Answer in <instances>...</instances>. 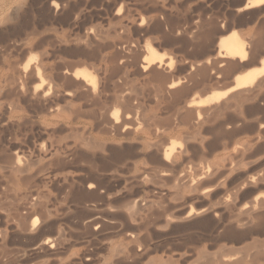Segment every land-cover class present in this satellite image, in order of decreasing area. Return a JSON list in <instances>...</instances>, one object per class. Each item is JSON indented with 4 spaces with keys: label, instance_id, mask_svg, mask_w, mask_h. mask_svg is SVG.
Here are the masks:
<instances>
[{
    "label": "rangeland",
    "instance_id": "374dc122",
    "mask_svg": "<svg viewBox=\"0 0 264 264\" xmlns=\"http://www.w3.org/2000/svg\"><path fill=\"white\" fill-rule=\"evenodd\" d=\"M8 1V2H7ZM137 1V2H136ZM150 1V0H148ZM147 0H0V8L1 7H5V8H1L0 9V17H1V20H0V39H1V36L2 37V41L0 40V100L2 99V101H0V156L2 157L4 155V158L3 159H7V155H9L10 153V157L8 156V159L10 158V160L8 161L7 159V162H5L4 160H2V158H0V164L5 167L7 170H8V166L10 165V163L14 160V155H18L21 157V161H22V156H23V161L25 163V159L27 160L29 158L34 160L35 162H37L36 164H34L35 162L31 160L32 164H30L31 162H29V160H27V167H28V170L27 172L22 176V178H26V176H31L30 180H32L33 182H35L34 178L36 179H39V180H42V181H38V183H36L37 185L33 184L32 181L28 180V177L27 179L24 180L22 179L20 181V185L17 184L15 181L9 179L8 177L10 176L9 173H5L6 172V169L5 171L3 172V167L0 166V184H1V188H0V192L3 193L1 195H4V199H2V196H1V200H0V203L2 201V203L0 204V228L1 230L4 232L5 230V233H7L10 237L7 238V241L5 242H2L0 241V247L1 245L5 246L4 248H8V243L10 247H14L13 249V252H15L14 250H16L17 252L10 254V257L9 256H6L3 252H5V250L3 248H0L4 251H1V254L5 255L8 259V257L10 258L9 261H5L7 259H5L6 257H2V255L0 256L1 259L4 260V264H43L45 261H48V264L51 263V264H57V262H59L58 264H103V262L105 261H111L110 260V255L108 254L109 250L107 251L106 248H116V249H120V250H125V251H129L130 250V246H131V243L129 242L130 240L127 239V236H126V232H128V228L125 229L127 226L129 227V221L130 220L128 217H130V214L133 213L134 211L137 212V209H135V205L134 203L138 200L137 203L140 204L141 206L143 205L145 207V209H149L150 206H153L150 207V209H155L154 210V215L156 216L154 219H155V222H153L152 225H147V229H142V232L138 234V239L140 240L139 243L141 244V247L147 249V252L144 256H142L139 260H138V264H148L149 261H150V264H199V262H201L202 260H204L203 262H201L202 264H204L206 261H213L212 263L214 264H233L235 263V261L238 263V261L241 263V264H250V258L253 257L254 253L256 254V252H258L257 254H259V251L258 250H262V252L264 251V248L261 249L259 248V246L263 247V238H264V223L260 226V227H257L259 226L258 224V218L257 217H253L251 220H252V225H255L254 226H251L252 228H254V230L257 232H255L252 228L250 229H237L235 230L236 232H231V234L233 233L234 234V239L238 238V240H242V239H245V240H242L240 242H235L236 240H233L230 241L229 239H225V237L227 236L226 234V228H227V231H229L230 229L228 227H230L231 225H233L232 223H229L230 221H235L237 218L240 217V208H243L244 206H247V209L251 208L252 207V210L255 209V206L256 208L259 207V203L258 201H255V196L256 195H261L263 196L262 198L264 199V184H258L255 179H250L251 177H257L258 175H262L264 176V170L262 168H264V132H263V129L260 131V129H257L254 130V131H247L246 133H243L241 135H239L237 137V140L239 143H247V145H251L252 149L255 151V150H259L258 152L255 151L254 152V155L257 156H253V157H247L248 159L246 160V157H242L240 155H235L233 152L231 151H225L222 149H217L215 151H212V152H209L207 150L203 151L201 150V146H200V139L201 140H206V141H213V137L208 135L209 133H207L208 131V127H206V124L205 126H187L190 130L187 129L186 126H183V127H176L175 124H173V122H171L172 124L170 123H166L162 120L164 119V116L166 117V115L168 116L169 114V111L170 109L174 108V93L172 92L171 94V90H169L168 86L170 84V82L174 81H177V80H180V82H182V84L184 83V85L182 86H187L186 85V74L189 72V70H192L194 72H192V75L194 77V74H196V72H199L197 73V78L198 79H193V81L196 83H199V88H197L195 91L197 92L196 96H198L197 98H201L203 97L202 95L205 94V96L209 93V92H203L205 91L206 89L208 88H211V89H208V91H212L210 92L209 94H214V93H223L225 91H227L231 86H233L235 84V82L237 81L236 78L238 76H241L242 74H244L247 69L251 68V67H259V64H261V60L262 58L264 57L263 55L264 54H260L258 55L259 56V59L256 57L255 60L256 62L258 61V63L254 62L253 64H251V66H244V67H239L235 70H231L230 71H227L225 68L224 65H221V63L219 62H213L212 61H215L214 59H216L217 61V56H216V53H217V46H216V42L218 41L219 38L221 37H228V36H232L233 34H238L239 37H241L242 39L244 38L245 40L250 37V39L252 41H256V37L259 38V37H264V32H263V35L261 34L262 31H264L262 28H264V5L260 6V7H244L246 4H248L249 1L251 0H188L189 2H187V0H177V1H174L176 2L175 3H170L168 5H166L165 7L161 6L160 4L157 3V1L159 0H152L150 2H148ZM155 2V5L153 6L152 2ZM186 1V2H185ZM5 2V3H4ZM85 2V4H84ZM148 2V3H146ZM178 2V3H177ZM229 2V3H228ZM245 2V3H244ZM181 3V5H180ZM3 4V5H2ZM92 4V5H91ZM151 4V5H150ZM186 4V5H184ZM5 5V6H4ZM8 5V6H7ZM23 5V6H22ZM173 5V8L171 10V6ZM179 6L178 8H176L175 6ZM78 6V7H77ZM8 7V8H7ZM19 8V9H13V8ZM54 10H53V8ZM100 7V8H99ZM150 7V8H149ZM240 7V8H239ZM244 7V9H242ZM262 7V8H261ZM26 8V9H25ZM129 8V9H128ZM167 8V9H166ZM13 9V10H11ZM121 9V10H120ZM159 9L163 11V13H160L159 12ZM176 9V11H175ZM4 10V11H3ZM16 10V11H15ZM27 10V11H26ZM180 10V11H179ZM208 10V11H207ZM245 10V11H243ZM262 10V11H261ZM14 11V12H13ZM29 11V12H28ZM50 11V12H49ZM68 11V12H67ZM77 11H79L77 13ZM170 11V12H169ZM238 11V12H237ZM240 11V12H239ZM242 11V12H241ZM5 12V13H4ZM17 12V13H16ZM28 12V13H26ZM58 12V13H57ZM82 12V13H81ZM94 12V13H93ZM166 15H162V14H165ZM174 12V13H173ZM175 12H176V15H175ZM182 12V13H181ZM201 12V13H200ZM12 13V14H10ZM13 13H16L15 15H13ZM21 13V14H20ZM24 13V14H22ZM51 13V14H50ZM73 14L71 15V17H73L72 19L69 16V14ZM126 13V14H125ZM171 13V14H170ZM178 13V14H177ZM205 13V14H204ZM239 13V14H238ZM258 13V15H257ZM250 14V16H249ZM263 14V15H262ZM8 15V16H7ZM13 15V16H12ZM51 15H55V16H52ZM68 15V16H67ZM173 15V16H172ZM179 15V17H178ZM246 15H248L246 17ZM253 15V17H251ZM18 16V19H16V17ZM23 16H24V20L23 19ZM64 16V17H63ZM161 18H160V17ZM166 16H169V17H166ZM172 16V17H170ZM177 16V17H176ZM200 16H206L208 17H211L210 21L209 22H204L206 21V19L204 20L203 18L200 19L201 17ZM213 16V17H212ZM15 17V18H14ZM66 17V18H65ZM82 17V18H81ZM241 17H244V18H241ZM43 18V19H42ZM45 18V19H44ZM68 18V19H67ZM171 18V19H170ZM199 18V19H198ZM214 18V19H213ZM246 18V19H245ZM250 18V19H249ZM40 19V20H39ZM73 19H77L78 22H76V24L74 25L73 23ZM79 19V20H78ZM177 19V20H176ZM213 19V20H212ZM263 19V20H262ZM3 20H5L6 22H4V24L2 23ZM9 20V21H8ZM64 20H66V23L64 22ZM170 20V21H168ZM190 20V21H189ZM200 20H203V21H200ZM212 20V21H211ZM216 21H219V22H215ZM24 21V23H23ZM168 21V23H166ZM174 21V22H173ZM176 21V22H175ZM198 21V22H197ZM243 23H242V22ZM259 21H261L259 23ZM14 23V25L12 23ZM70 22V23H69ZM73 22V23H72ZM112 22V23H111ZM180 22V23H179ZM203 23L204 27H201V29L199 28L200 26L197 25L198 23ZM215 22V23H213ZM11 23V24H10ZM30 24V25H27V24ZM141 23V24H140ZM159 23V24H158ZM161 23V25H160ZM199 23V24H200ZM202 23L200 24L202 26ZM208 23V24H206ZM212 25H211V24ZM218 23V24H217ZM3 26H2V25ZM25 25V26H22ZM43 24V25H41ZM71 24V25H70ZM160 25L159 29H158V26L157 25ZM217 24V25H216ZM260 24V25H259ZM263 24V26H261ZM156 25V26H155ZM163 25V26H162ZM198 27H197V26ZM208 25V26H207ZM220 25V27H219ZM5 26V27H4ZM15 26V27H14ZM22 27L20 30L21 32H18L20 31L18 28L19 27ZM29 27V30H28V27ZM47 26V27H45ZM92 26V27H91ZM123 26V27H122ZM165 26V27H164ZM210 26V27H209ZM212 26H214V28H212ZM262 28H260V27ZM90 27V28H89ZM94 27V28H93ZM157 27V28H156ZM219 27V29H218ZM259 27V28H258ZM9 28V29H8ZM33 28V29H32ZM162 28V29H161ZM199 28V29H197ZM208 28V29H207ZM217 28V29H216ZM15 29V31H14ZM24 29V30H23ZM27 29V30H26ZM36 29V31H35ZM95 29V30H94ZM105 29V30H104ZM148 29V30H147ZM183 29V30H182ZM192 29V30H191ZM214 29V30H213ZM222 29H225L226 32H224L223 34L220 32ZM257 29V30H256ZM13 30V31H11ZM31 30L34 32L35 31V34L33 32H31ZM119 30V31H118ZM137 30V31H136ZM162 30V31H161ZM205 33L206 31L208 32V30L212 33H211V36H212V39L215 40L210 43L211 47L210 48V45H207V47L205 48V50H203L204 46L198 44L201 43V36L202 34H198L197 36L193 34V37L192 36V32H195V34L197 33ZM217 32H216V31ZM260 30V32H259ZM4 31V32H3ZM30 31V32H28ZM40 31V32H39ZM141 31V32H140ZM183 33H182V32ZM254 31H258V35L257 32L255 34ZM3 32V33H2ZM12 32V33H10ZM26 32H28L29 34H27ZM37 32V33H36ZM122 32V33H121ZM8 33V34H6ZM14 33V34H13ZM26 33V34H24ZM91 33V34H90ZM113 33V34H111ZM119 33V34H118ZM180 33V34H179ZM203 33V34H204ZM5 34V35H4ZM240 34V35H239ZM261 34V35H260ZM7 35V36H6ZM10 35V36H9ZM27 35V36H26ZM85 35V36H84ZM94 35V37H93ZM98 35V36H97ZM252 35V36H251ZM256 35V36H255ZM128 36V37H127ZM196 36V37H195ZM216 36V38H215ZM244 36V37H243ZM249 36V37H248ZM7 37V39H6ZM248 37V38H246ZM90 40H89V39ZM192 38V39H191ZM200 38V39H199ZM215 38V39H214ZM218 38V39H217ZM93 39H96L95 42ZM97 39L101 40V41H98ZM119 39V40H118ZM196 39V40H194ZM199 39V40H198ZM50 40V41H49ZM115 40V41H114ZM80 41V42H78ZM86 41L88 43H86ZM106 41V42H105ZM111 41V42H109ZM137 41V42H136ZM149 41V42H148ZM172 41V42H171ZM185 41V42H184ZM14 42V43H13ZM54 42V43H53ZM58 42V43H57ZM78 42V43H77ZM100 42V44H99ZM109 43V44H106V43ZM119 42V43H118ZM147 42V43H146ZM210 42V41H209ZM208 42V44H209ZM63 43V44H62ZM80 43V45H79ZM89 44L88 47H89V51L87 50L88 47L86 46V44ZM102 43L104 46H102ZM114 43V44H113ZM130 45H129V44ZM152 45H151V44ZM200 45V47L197 45ZM215 43V44H214ZM82 44V45H81ZM99 44V45H98ZM113 44V45H112ZM127 44V45H126ZM137 44V45H136ZM146 44V46H145ZM148 44V45H147ZM108 45V46H107ZM132 45V46H131ZM151 45L152 49L156 52L158 58H157V62L156 64L154 65V67L152 69H149L147 71H142V69L140 68L141 67V64H142V61L145 57H147V53L148 52H144L146 48H148V46ZM215 45V46H214ZM99 46H102V47H99ZM125 46L128 48H125ZM154 46V47H153ZM87 47V48H86ZM95 47H97L96 49H94ZM132 49L133 47L137 49L136 53H133L132 50L130 51L129 53V50L130 48ZM197 47V48H196ZM123 50H121V49ZM134 48H133V51H134ZM142 48H144L143 51ZM199 48V49H198ZM200 48H203L200 50ZM211 50H210V49ZM79 49V50H78ZM86 50L88 53L87 55H85V51H80V50ZM98 49V50H97ZM124 49L127 51V53L130 54H133L132 56H141L138 53L142 54V56L140 57L139 59V62L140 64L136 63V58L138 59V57H134V59L136 61H134V59L132 58V56L128 57L129 54H126V52H124ZM135 49V50H136ZM139 49V51H138ZM209 49V50H208ZM63 50V51H62ZM97 50V51H96ZM197 50V51H196ZM199 50V51H198ZM216 50V52H215ZM78 51V52H77ZM122 54H120L121 52ZM142 53H141V52ZM213 51V53H212ZM80 52V53H79ZM83 52V53H81ZM89 52H91V55H89ZM95 52V53H94ZM119 54H118V53ZM132 52V53H131ZM135 52V51H134ZM77 53V54H75ZM94 53V54H93ZM126 54L124 56L126 57H123V54ZM201 53V54H200ZM204 53V54H203ZM84 54V55H82ZM136 54V55H134ZM147 54V55H146ZM89 55V56H88ZM96 55V56H95ZM122 55V56H120ZM202 55V56H200ZM215 55V56H213ZM100 56V57H99ZM261 56V57H260ZM90 57V58H89ZM114 57V58H113ZM128 57V58H127ZM208 57V58H207ZM210 57V58H209ZM127 58V59H125ZM41 59V60H40ZM115 60V62H112L113 60ZM142 59V60H141ZM211 59V60H210ZM112 60V61H111ZM203 60V61H202ZM219 61L222 60V59H218ZM17 61V62H16ZM21 61V62H19ZM66 63H65V62ZM68 61V62H67ZM72 61V62H71ZM176 61V62H175ZM178 61V63H177ZM188 61V62H187ZM203 62V64L206 62V64H202L201 62ZM30 63V66L32 67L33 65V68H31V70L33 71H30L28 70L29 75H27L26 72L21 73L19 72V70L27 63ZM35 62V64H34ZM126 62V63H124ZM159 62V63H158ZM192 62H195V63H192ZM198 62V63H197ZM221 62V61H220ZM11 63H14V68L13 66H11L12 64ZM16 63V64H15ZM40 63V64H39ZM59 63V64H57ZM69 63V64H68ZM81 63V64H80ZM112 63V64H111ZM116 63L118 64L117 66L121 67L119 68V72H116L118 71V69L116 70V68H118L116 65ZM161 63V67H158V69H161L159 72H163L164 71V74H160V76H164L166 75L165 72H167V74L169 73H173L172 75H166V76H169L165 79H169L170 81L168 82H165L166 80H164L163 83H161L160 81H158V76L157 73H158V69H157V65H159ZM176 63V64H175ZM184 63V64H183ZM212 63V64H210ZM18 64V65H17ZM32 64V65H31ZM65 64V65H64ZM67 64V65H66ZM164 64V65H162ZM193 64H198V65H202V69L207 72L205 74H208L210 71H207L205 69L208 68V70H211V76L210 74L209 75H205L204 72H203V79L202 80H199L200 76L201 75H198L200 74V70L203 71L201 68H199V66L197 65V67L199 68L197 70V67ZM219 64V65H218ZM61 65L65 70H60L62 67L59 66ZM69 65V66H68ZM83 65V66H82ZM113 65H114V70H110V68L112 67L113 68ZM135 65H140L138 68L137 66L135 67ZM177 65V66H176ZM192 69H190V66ZM205 65L206 67L209 66L211 69H209V67L205 68ZM214 67L212 68L211 67ZM226 65V64H225ZM35 66V67H34ZM50 68H49V67ZM67 66V67H65ZM156 66V68H155ZM169 66V68L166 70L165 67L167 68ZM220 66H224L223 68H221ZM227 66V65H226ZM261 66V65H260ZM8 67V68H7ZM19 67V68H18ZM54 67V68H53ZM58 69H57V68ZM107 67V70H105ZM196 67V68H195ZM10 68V69H9ZM67 68V69H66ZM71 68V69H70ZM140 68V69H139ZM174 68V69H173ZM180 68V69H179ZM8 69V70H7ZM17 69V70H16ZM44 69V70H43ZM70 69V70H68ZM104 69V70H103ZM121 69V70H120ZM127 69V70H126ZM173 69V70H171ZM189 69V70H188ZM196 69V70H195ZM239 69V70H238ZM12 70V71H11ZM17 72H16V71ZM62 71L63 74H61V77L59 76V72ZM73 70V71H72ZM83 70H87L88 72L91 73V77L94 78L96 84H97V90H100L99 92L101 93V96L100 98H103L101 99V102L102 104H104V107L107 106L108 107V111L109 112H106L108 113L107 115L110 117L108 118L106 116L105 118V115L106 113L103 115H101V113L104 112V110L101 112V110L103 109V106H102V109L99 108L100 106V103L98 101H100V99L98 100H94V103H93V99L92 98H88L86 99L87 97L86 94H87V90H83L82 88H78V87H75V86H68L67 87V84L69 85L70 82L68 81V78L65 77V72L68 71V74L72 71L73 73L76 72V71H83ZM97 70V71H96ZM141 70L142 72L140 73ZM155 70V72L157 71L156 74H154L155 72H151ZM163 70V71H162ZM215 74H212L214 71ZM219 70V72H218ZM227 72H225V71ZM5 71V72H4ZM14 71V72H13ZM43 71V72H42ZM70 71V72H69ZM108 71V72H107ZM111 71V72H110ZM112 71L116 72V73H112ZM172 71V72H171ZM196 71V72H195ZM221 71V72H220ZM223 71V72H222ZM235 71V72H234ZM10 72H13V73H10ZM36 72L39 75L40 79L42 80V83H40L39 80H33V74ZM71 72V73H72ZM149 72V73H148ZM169 72V73H168ZM185 72V73H184ZM190 72V74H191ZM230 72V73H229ZM2 73V74H1ZM4 73V74H3ZM18 73V75H17ZM72 73V74H73ZM102 73V74H100ZM106 73V74H105ZM110 73H112V75L114 76H110ZM148 73V74H146ZM202 73V72H201ZM12 74V75H11ZM14 74V75H13ZM16 74V75H15ZM35 74V73H34ZM56 74V75H55ZM156 76V80L153 78L155 77L154 75ZM189 74V76H190ZM21 75V76H20ZM23 75V76H22ZM71 75V74H70ZM215 75V76H214ZM4 76V78H3ZM13 78H12V77ZM16 76V77H15ZM29 76V77H27ZM57 76V77H55ZM110 76V77H108ZM117 76V77H116ZM165 76V77H166ZM174 76V77H173ZM180 76V77H179ZM185 76V77H184ZM199 76V77H198ZM211 76V77H210ZM219 76V77H218ZM6 77H7V80H6ZM10 77L13 79H10ZM21 79H20V78ZM32 77V78H30ZM47 77V78H46ZM90 77V78H91ZM192 76H190L191 78ZM202 77V76H201ZM204 77L206 80H204ZM213 77V78H212ZM216 77V78H215ZM221 77V78H220ZM3 78V79H2ZM8 78L10 79V81H8ZM23 78V79H22ZM66 78V80H65ZM104 78H108L106 80H104ZM114 78V79H113ZM116 78V79H115ZM164 78V77H162ZM178 78V79H177ZM188 78V87L190 85L191 87V84H192V81H189ZM210 78V79H209ZM219 78V79H218ZM16 79V82L15 80ZM25 79V80H24ZM29 79V80H28ZM51 79V80H50ZM59 79H63L62 81L64 82H60ZM161 79V78H160ZM185 79V80H184ZM191 79V80H192ZM214 79V80H213ZM235 79V80H234ZM12 80V81H11ZM23 82H22V81ZM50 80V81H49ZM100 80V82L98 81ZM112 82H111V81ZM113 80L115 81L116 80V83L113 82ZM148 80V81H147ZM204 80V82H203ZM8 81V83H7ZM49 81V82H48ZM68 81V83H67ZM104 81V82H103ZM121 81V82H120ZM158 81V82H157ZM199 81V82H198ZM118 82H120V84H118ZM193 82V83H194ZM204 84H203V83ZM10 83V84H9ZM23 83V84H22ZM26 83V85L24 84ZM29 83L31 84V86L29 85ZM50 83V85L48 86V84ZM55 83V84H54ZM64 83H67L66 85ZM99 83V85H98ZM111 83V84H110ZM191 83V84H190ZM200 83L201 86H200ZM2 84V85H1ZM16 84H18L17 86L19 87L20 90H16L15 91L13 90V86L15 87ZM38 84H41L40 87L42 88V97L40 99V101L42 100V102H38L39 98L35 97L32 95L31 97V94H30V90H33L35 89V87L38 85ZM45 84V85H44ZM55 86H53V85ZM161 84H164L163 86L166 87V90H165V87L163 86H160ZM208 84V85H207ZM20 85V86H19ZM23 87H22V86ZM93 83H90V86H92ZM123 85V87H122ZM179 85V86H180ZM194 86H197L195 84H193ZM11 87V90L14 91L13 93H9L11 92L10 91V88ZM16 86V87H17ZM28 88H27V87ZM44 86L46 88H44ZM63 86V87H61ZM66 86V88H65ZM101 86H103L104 88H102ZM111 86V87H110ZM121 86V88H119ZM155 86V87H154ZM157 86H159L160 88H158ZM178 86V87H179ZM205 86V87H204ZM206 86L208 88H206ZM21 87V88H20ZM29 87H30V90H29ZM34 87V88H33ZM61 87V88H60ZM101 87V88H100ZM204 87V88H203ZM228 87V88H227ZM7 88V89H6ZM9 88V89H8ZM26 88H27V91H26ZM39 88V89H41ZM46 89L44 91V89ZM50 88V89H49ZM55 90H54V89ZM70 90H69V89ZM76 90H75V89ZM106 88L108 89L107 92H106ZM114 88V90H113ZM164 88V89H163ZM205 90H203V89ZM6 89V90H5ZM24 89V90H22ZM54 91H53V90ZM60 89V90H59ZM64 91H63V90ZM73 91H72V90ZM79 89V90H78ZM104 89V90H103ZM117 89V90H116ZM160 91H159V90ZM202 89V92L203 94L200 95L201 93V90ZM216 89V90H215ZM22 90V91H21ZM66 90V91H65ZM78 90V91H77ZM81 90L82 92L85 91V95H83L88 102L87 103H92L93 105L90 106V104H85L84 102H86V100H84L81 96V94H84L81 93ZM157 90V91H155ZM165 92H164V91ZM4 91V92H3ZM22 92L21 93V96H19V92ZM26 91V92H25ZM41 91V90H40ZM39 91V92H40ZM53 93H52V92ZM57 91V92H56ZM76 91V92H75ZM111 91V92H110ZM113 91V92H112ZM115 91H122V92H115ZM65 92V93H64ZM67 92H70L72 93L73 95H66ZM80 92L81 94H79L78 97L77 94ZM106 92V93H105ZM9 93V94H8ZM18 94V97L16 96V94ZM52 93V94H51ZM110 93V94H109ZM118 93V94H117ZM119 93H123L124 97H126L128 94V96H131L129 97V100L128 98L125 100L123 99V97L121 98L120 96V99H113L116 95V97H118L117 95H120ZM156 93V94H155ZM161 95H160V94ZM167 93V95H166ZM170 93V94H168ZM6 94V95H4ZM12 94H15V97H13L14 95ZM25 94V96H27V99L28 97L30 98L29 101L32 99V101L34 100V102L38 103V105H35L34 106V102H32V105L31 104V101L30 103H28L29 101L26 99L25 96H23ZM46 94V95H45ZM49 94L51 95L49 97ZM113 97H111V95H113ZM127 94V95H126ZM159 94V95H157ZM164 94V96L162 95ZM208 94V95H209ZM10 95V96H9ZM57 95V96H55ZM63 95V97H62ZM66 98H65V96ZM105 95H108L105 96ZM110 95V96H109ZM170 95H172L170 97ZM3 96V97H2ZM8 96V97H7ZM23 96V97H22ZM46 96V97H45ZM77 96V98L75 97ZM103 96V97H102ZM127 96V97H128ZM187 96V95H186ZM185 96V97H186ZM10 97V98H9ZM56 97V99H55ZM62 97V98H61ZM69 97L70 100L67 98ZM75 97V98H73ZM110 97V98H109ZM118 97V98H119ZM168 97V98H167ZM189 97V96H188ZM9 98V100H8ZM25 98V99H23ZM50 98L52 99L53 104L50 103ZM61 98V99H60ZM65 98V99H64ZM131 98V99H130ZM173 98V99H171ZM199 98V99H200ZM16 99V101H15ZM24 102H23V100ZM49 99V100H48ZM55 99V100H54ZM63 99H64V102H63ZM75 101H74V100ZM92 99V100H91ZM107 101H105V100ZM115 100V102L113 100ZM125 100L127 101L128 100V104L127 102L125 101H122V100ZM161 99V100H160ZM169 100H172L173 102L169 101L168 103H172L170 105L166 104L167 101ZM185 99V98H184ZM27 102H26V101ZM66 100V101H65ZM83 100V101H82ZM103 100V101H102ZM122 101V104L119 102V101ZM176 100V99H175ZM15 104H13L12 102ZM45 101H48L47 103ZM58 101V102H57ZM68 101V102H67ZM74 101V102H73ZM82 101V102H81ZM92 101V102H91ZM95 101H97V104ZM105 101V102H104ZM110 101H111V104H110ZM113 101V102H112ZM2 102V103H1ZM8 102V103H6ZM10 102V103H9ZM46 105V107L43 105L44 103ZM62 102V103H61ZM72 104H71V103ZM126 103V107L124 106L123 107V103ZM160 105H163L160 107V105H158L159 103ZM162 102V104H161ZM27 103V104H26ZM41 103H43L42 105L46 108V110L48 109V107L50 105H52V107L50 106L49 109L47 110V112H45L46 110H44L43 106L41 105L42 109L41 110V107L39 106ZM67 103V104H66ZM82 103V104H81ZM97 105H96V104ZM106 103V104H105ZM119 103H120V106H119ZM124 103V104H125ZM47 104L49 105L47 107ZM55 104V106L53 107V105ZM141 104L143 106V110L142 111H145L147 114L144 113H141L142 115H140V108L141 107ZM12 105V106H11ZM30 105V106H29ZM62 105V107H61ZM70 105V106H69ZM84 105V106H83ZM122 105V107H121ZM130 108H127L129 106ZM16 106V107H14ZM34 106V108L31 109V107ZM39 106V107H38ZM67 107L69 110V112L67 111V109H65L64 107ZM94 108V110L98 113V110L101 112H99L98 114L94 113H89L88 111L90 110V112H92L93 110L92 109H89V108ZM95 106V107H94ZM100 106V107H101ZM158 106V108H157ZM166 106V107H165ZM11 107V108H10ZM37 107V108H35ZM76 109H75V108ZM77 107H78V110H79V107H81L82 109H80L79 111H81V113H83V111L86 110V114L87 116H84L85 114L83 113L80 114L77 112ZM106 107V108H107ZM160 107V108H159ZM164 107L165 109L167 110L166 112H163L165 111L164 110ZM168 107V108H167ZM170 107V108H169ZM55 108V110L52 111V109ZM105 109V111H107V109ZM158 111H157V109ZM163 108V109H162ZM37 109H40V110H37ZM72 109V110H71ZM85 109V110H84ZM101 109V110H100ZM173 109V111H174ZM34 110V111H33ZM64 110V111H62ZM71 110V111H70ZM74 110H76L77 113L74 114ZM88 110V111H87ZM141 111V112H142ZM35 112V113H34ZM53 112L55 114H57V116L53 115ZM66 112V116L65 113ZM88 112V113H87ZM124 112V113H123ZM127 112V113H126ZM159 113V115L157 113ZM162 112H163V116H162ZM172 112V110H171ZM170 112V114H171ZM52 113V114H51ZM63 113V114H62ZM121 113H122V116H131L130 119H126V116L124 117L125 120H129V121H121L123 122L124 124L122 123H118V124H115L114 123V119L116 117H118L119 115L121 116ZM126 113V114H125ZM161 113V115H160ZM172 113H176V112H172ZM72 114V115H71ZM95 114L94 117H92L93 115ZM114 114V115H113ZM131 114V115H130ZM157 116H155V115ZM166 114V115H165ZM169 116L173 117L174 115L171 114ZM36 115V116H35ZM81 115V116H80ZM98 115V116H97ZM102 117V120L104 121L105 119V123L109 122L110 121V125L109 126L110 128H112L110 130V128H108L107 126L109 125L107 123V125H103L105 123H100L99 119H101ZM152 116L151 120L154 121L153 119H160L161 121H163V123L161 122L162 124V127H159V123L156 121H158L156 119V121H154L152 123V121H150V117ZM173 115V116H172ZM61 116V117H60ZM66 116V117H65ZM75 116V117H74ZM119 118L120 119H123L122 116ZM142 116H147L145 118H148L149 116V119H145L144 117ZM161 116V117H160ZM168 116V119L167 120V117L165 119V121H172V119H170V117ZM258 116V118L260 119H256ZM264 116V113L263 112H259L257 113L254 118H255V122L258 125H262L264 123H262L264 119H262ZM80 117V118H78ZM134 117V118H133ZM139 117V118H138ZM155 117V118H153ZM64 118V119H63ZM66 118H70L68 120L70 121H67ZM73 118V120H72ZM97 118H99L98 120H96ZM133 118V119H132ZM162 118V119H161ZM78 119V120H77ZM90 119V120H89ZM108 119V121L106 122V120ZM110 119V120H109ZM134 122L135 120V123L137 121L136 124H132V120ZM142 119V120H140ZM94 120V121H93ZM112 120V121H111ZM145 120L146 125H143L145 123H143ZM27 121V122H26ZM75 121V122H74ZM99 121V122H98ZM149 121V122H148ZM29 122V123H28ZM36 122V123H35ZM39 124H38V123ZM69 122V123H68ZM90 122H93V123H90ZM97 124H96V123ZM132 126H130L131 124ZM151 122V123H150ZM95 123V124H94ZM98 123H99V126L101 128L104 127V128H101L99 129V126H98ZM127 125H126V124ZM149 123V124H148ZM28 124V125H27ZM62 124V126H60ZM68 124V125H67ZM94 124V125H93ZM130 124V125H129ZM148 124V125H147ZM155 124V125H154ZM171 126H170V125ZM67 125V126H66ZM97 125V126H96ZM134 125V126H133ZM167 125V126H166ZM244 125V124H243ZM247 125H250V123L246 122L245 126ZM115 128H114V127ZM119 126V127H117ZM122 126V127H121ZM130 126V128H128ZM137 126V128H136ZM151 126V127H149ZM50 127V128H49ZM68 127V129H67ZM72 127V128H71ZM107 127V128H106ZM132 127V129H131ZM135 129H134V128ZM166 127V128H165ZM197 127V128H196ZM71 128V129H70ZM117 128L121 129V134L119 132V130H117ZM149 128V129H148ZM157 128L158 131H157ZM164 128V129H163ZM195 129V130H192V129ZM203 128V129H202ZM41 129L43 131H41ZM47 129V130H46ZM52 129H55L54 131ZM64 131H63V130ZM71 131L68 135V132L67 130ZM76 129V130H75ZM103 129H105L104 131L106 132H103ZM107 129V130H106ZM109 129V130H108ZM115 129L117 132H115ZM129 130L130 132V129H131V133H125V132H128L127 130ZM134 129V130H133ZM146 129V130H145ZM156 129V130H155ZM180 129V130H179ZM188 131H187V130ZM13 130V131H12ZM34 130V131H33ZM56 130H62L61 132H58ZM75 132V135L72 134V132ZM101 130V131H100ZM124 130H126L124 132ZM146 132H145V131ZM153 130L154 131V134H153ZM176 130V131H175ZM198 130V131H197ZM207 131L204 133V131ZM41 133H40V132ZM50 131V132H49ZM53 134H51L52 132ZM67 131V132H66ZM111 133H110V132ZM135 131V132H134ZM139 131V132H137ZM163 133H161V132ZM165 131V132H164ZM185 131H187V134L185 135ZM44 132V133H43ZM87 132V133H86ZM103 132V133H102ZM150 132V133H149ZM152 132V133H151ZM193 132H195V135L192 134ZM201 132V133H200ZM253 132V134H252ZM255 132V134H254ZM31 133V134H30ZM43 133V134H42ZM92 133V134H91ZM107 133V135H106ZM126 135H125V134ZM137 133V134H136ZM142 135H140V134ZM147 133V134H146ZM159 133V134H158ZM165 133V134H164ZM179 133V134H178ZM181 133V134H180ZM184 133V134H183ZM19 134V135H18ZM41 134V135H40ZM62 134V135H61ZM66 134V135H64ZM99 134V135H98ZM113 134V135H112ZM157 134V135H156ZM200 134H202L201 136H205L203 138L200 137ZM14 135V136H13ZM60 137L62 136V140L61 139H58L59 142L57 140H55L57 137ZM87 136L89 135L88 137H90L89 139L88 138H83L84 136ZM93 135V136H92ZM95 135V137H94ZM113 137H111V136ZM151 135V136H150ZM164 137H162V136ZM174 135V136H173ZM179 135V136H178ZM185 135V137H184ZM246 135V136H245ZM35 136V137H34ZM52 136V137H51ZM65 136V137H64ZM68 136H69V139H68ZM83 136V137H82ZM85 136V137H86ZM102 136V137H101ZM104 136H106L104 138ZM110 136V137H109ZM120 136V137H119ZM148 136V137H147ZM158 136V137H157ZM160 136V137H159ZM167 136H168V139H172L173 137V141L176 140V141H180V143H177L176 144V147L179 149V150H176L177 148L174 149V152L176 153V157L177 159L179 158V156H181L176 162L178 163L175 167L177 171L172 170L171 171H168V173H172L174 172L173 174H171L172 176H175V177H172L170 176V180L168 179L169 176H164L162 177L161 179H163L164 181L161 183L157 180L156 185H153V181L152 179V175L155 176L156 179H158L159 177L156 176L157 174L154 172L153 174L150 175L149 172H152L153 169H155L154 167L157 165L156 162L152 159V155H154V150H152L151 146L149 144L153 143L154 141L156 143H159V144H155L154 142V145H156V147L158 145H161L162 142L164 141V138L166 137L167 139ZM189 136V138H188ZM193 136H195L193 138ZM198 136V137H197ZM248 136L250 138H248ZM261 137L260 140H256L258 139V137ZM3 137V138H2ZM13 137V138H12ZM33 137V138H32ZM55 137V138H54ZM64 137V138H63ZM73 137V139H72ZM98 139H97V138ZM118 137V138H117ZM146 137V138H145ZM184 137V138H183ZM243 137L245 139H243ZM15 138V139H14ZM52 138V140H51ZM68 140H67V139ZM92 138V139H91ZM109 138V139H108ZM117 138V139H116ZM142 138V139H141ZM158 138V139H157ZM163 138V141H161L160 139ZM181 138V139H180ZM193 138V139H192ZM200 138V139H199ZM241 140H240V139ZM10 139V140H9ZM53 139L55 140V142L53 141ZM67 140V141H64V140ZM85 141H84V140ZM86 139L88 140V144L84 143L86 142ZM91 139V140H90ZM147 139V140H145ZM152 139V140H151ZM179 139V140H178ZM189 139V140H188ZM195 139V140H194ZM199 139V140H198ZM253 139V140H252ZM35 140V142H34ZM51 140V142H50ZM61 140V141H60ZM81 140V141H80ZM90 140V141H89ZM93 140V143L95 142V144H99V147L91 144L90 142ZM95 140V141H94ZM106 140V141H105ZM183 140H188L190 141L188 143V141L185 143L184 145V142ZM193 142H192V141ZM252 140V141H251ZM25 141V142H24ZM69 141V142H68ZM75 141V142H74ZM102 143H105V144H102L104 145L103 147L100 145L101 142ZM113 141V142H112ZM159 141V142H158ZM169 140H167V143H168ZM175 141V142H176ZM195 141V142H194ZM199 141V142H198ZM241 141V142H240ZM243 141V142H242ZM245 141V142H244ZM248 141V142H246ZM27 142V143H26ZM32 142V143H31ZM53 142V143H52ZM73 149L75 150L74 151V154L75 156H72L70 158H68L67 160L69 161V163L71 164H68L67 161H64L63 163L61 162L60 164H57L55 161V163L53 161H49V159H47L46 156H42V158H40V160L42 159V161L40 162L39 159H36L34 155H32V147H33V144L34 143H40V144H44L47 143L45 146H48V143L50 144H53V146H56L58 145L59 146V155L62 156V153L64 152V146L66 143ZM71 142V143H70ZM77 142H81L83 144H85V148L84 149L81 145V143L78 145ZM98 142V143H97ZM140 145H139V143ZM161 142V143H160ZM182 142V143H181ZM76 144V146L74 144ZM142 143V144H141ZM165 141H164V144H167ZM198 143V144H197ZM255 145H254V144ZM13 144V145H11ZM30 144V145H29ZM64 144V145H63ZM66 144V145H67ZM162 144L161 147H164L165 145ZM197 144V145H196ZM16 145V146H15ZM63 145V147H62ZM93 145V146H92ZM153 145V144H151ZM179 145V146H178ZM188 145H192L194 148H191L189 147ZM249 145V146H250ZM263 145V147H262ZM15 146V147H14ZM31 146V147H30ZM55 146V147H56ZM79 146V148H78ZM81 146V147H80ZM101 146V147H100ZM111 146V147H110ZM139 146V147H138ZM146 146V147H145ZM185 146V148H183ZM262 149H261V147ZM61 147V148H60ZM97 147V148H96ZM107 151H106V149ZM114 150H113V148ZM127 147V148H126ZM138 147V148H137ZM143 147V148H142ZM160 147V146H159ZM188 147V148H187ZM255 147V148H254ZM259 147V149H258ZM14 148V149H13ZM26 148V149H25ZM30 148V149H29ZM82 148V150H81ZM88 148H91V149H88ZM98 148H100V152H97L98 151ZM112 148V149H111ZM122 148H123V151H122ZM140 150L141 151H138L137 150ZM142 148V149H141ZM146 148V149H145ZM199 152L201 151L202 153H200V155H197L199 154V152H197L198 150ZM1 149H3L2 151H4V153H2ZM64 149V150H63ZM97 149V150H95ZM103 149V150H102ZM130 149V150H129ZM135 149V151H134ZM181 149H184L182 152L185 153L184 156L180 153H181ZM192 149H194L192 151ZM18 150V151H17ZM24 150V152L22 151ZM79 150V151H78ZM92 150V151H91ZM94 150V151H93ZM115 150L117 152H115ZM144 150V151H143ZM149 150L151 152H149ZM189 150V151H188ZM196 150V151H195ZM11 151V152H10ZM27 151V152H25ZM132 151V152H131ZM179 151V152H178ZM187 151V152H186ZM13 152V153H12ZM79 152V153H78ZM85 152V153H84ZM88 152V153H87ZM92 152V153H91ZM96 152V153H95ZM106 152V153H105ZM115 154H114V153ZM120 152H121V155H120ZM125 152V155H126V160L125 159V155H123ZM135 152V153H134ZM178 152V153H177ZM195 152H197L195 154ZM222 152V153H221ZM257 152V154H256ZM263 154H262V153ZM8 153V154H7ZM17 153V154H16ZM30 153V154H28ZM95 153V154H94ZM100 153V154H99ZM128 153V154H126ZM139 153V154H137ZM148 153V154H147ZM150 153V154H149ZM194 153V154H193ZM228 153V154H227ZM231 153V154H230ZM261 155H260V154ZM12 154V155H11ZM14 154V155H13ZM78 154H82L84 155V158L83 156H78ZM132 154V155H131ZM188 154V155H187ZM226 154V155H225ZM235 156H234V155ZM86 155V157H85ZM88 155V156H87ZM97 155V156H96ZM102 155V156H101ZM128 155H131V156H128ZM136 155V156H135ZM191 155V156H190ZM60 156V157H61ZM115 157L112 161L114 162H117V163H113L111 162V157ZM134 156V157H133ZM149 156V157H148ZM185 156H186V160L185 159ZM190 156V157H189ZM207 156V157H206ZM221 156V157H220ZM234 156V157H232ZM14 157V158H13ZM75 157L77 158V160L75 159ZM79 157V158H78ZM81 157V158H80ZM89 159H88V158ZM92 157V158H91ZM100 157V160L98 159ZM124 157V158H123ZM128 157H130L132 160L131 161H134L135 162H131L130 161V158L128 159ZM138 157V158H137ZM146 157V158H145ZM184 157V158H183ZM198 157V158H197ZM229 157V159H228ZM116 158H117V161H116ZM121 158H123L122 160H120ZM136 158V159H135ZM150 159L152 160V162L150 160H147V159ZM191 158V159H190ZM221 158V159H220ZM231 158V159H230ZM241 158V160H240ZM255 158V159H253ZM261 158V159H260ZM72 159V160H70ZM102 159V160H101ZM104 159V160H103ZM123 163V165H121V163L118 161ZM128 159V164L126 163ZM138 159V160H137ZM200 159V160H199ZM235 159V160H234ZM239 159V161H238ZM243 159V160H242ZM37 160V161H36ZM76 160V161H74ZM88 160V161H87ZM100 161L99 164L98 161ZM110 160V161H109ZM147 160V161H146ZM225 160V162H224ZM252 162H251V161ZM11 161V162H10ZM72 163H71V162ZM123 161V162H122ZM125 161V162H124ZM180 161V162H179ZM186 161V162H185ZM192 161V162H191ZM222 163H220V162ZM238 161V163H237ZM241 161V162H240ZM247 161V162H246ZM250 161V162H249ZM254 161V163H253ZM256 161V162H255ZM263 161V162H262ZM10 162V163H9ZM119 162V163H118ZM133 166L134 164V167H132L130 165ZM144 162V163H143ZM189 164H188V163ZM233 162H235L233 164ZM240 162V163H239ZM244 162V163H243ZM262 165H261V163ZM49 165H48V164ZM75 163V164H74ZM94 163L96 168L100 166L101 168L100 169H105V170H100L99 168L97 170L93 169V166H94ZM126 163V164H125ZM138 165H137V164ZM153 163V164H152ZM182 163V164H181ZM229 163V164H228ZM259 163V164H258ZM4 164V165H3ZM47 164V166H46ZM63 164V166L65 167H61V165ZM105 164V165H104ZM108 164V165H107ZM112 164V165H110ZM120 164V165H119ZM145 164V165H144ZM194 164V165H193ZM231 164V166H230ZM237 164V165H236ZM243 164V165H242ZM245 164V165H244ZM248 164V166H247ZM6 165V166H5ZM32 165V166H31ZM45 165V166H44ZM54 165V166H53ZM59 166L57 168H54L56 166ZM89 165V166H88ZM107 168H105L104 166ZM120 166V168L117 169L116 166ZM124 165H127V168L128 169H124ZM224 165V166H223ZM235 165V166H234ZM40 166V167H39ZM49 166V167H48ZM110 168H109V167ZM122 166V168H121ZM128 166H131L130 168ZM143 166V167H141ZM147 166V167H146ZM151 166H153L152 168H150ZM208 166L210 168H208ZM218 166V167H217ZM231 167V169L229 167ZM245 166V167H244ZM34 167V168H32ZM41 167H46L47 170L43 171L42 172V169H40ZM52 167V168H51ZM92 167V168H91ZM113 167V169H111ZM180 167L181 170H179L178 168ZM186 167V168H185ZM192 167H195L196 170H201L202 173L198 174L200 171H196V174L198 176V179L195 177V168L194 169H191ZM207 169H206V168ZM233 167V168H232ZM234 167L237 169L235 170ZM247 167V168H246ZM249 167V168H248ZM30 168V169H29ZM49 168V169H48ZM51 168V169H50ZM65 168V170H64ZM76 168V169H75ZM116 168V169H115ZM137 168V169H136ZM147 168V169H145ZM205 168V169H204ZM212 168V169H211ZM242 168V169H241ZM253 171H252V169ZM261 168V169H260ZM40 169V170H38ZM55 169V170H54ZM58 169V170H57ZM91 169H92V172H91ZM123 169V170H121ZM135 169V170H134ZM142 169V170H141ZM151 169V171H150ZM218 169V170H217ZM220 169V170H219ZM239 169V170H238ZM250 169V171H249ZM259 169L261 171H259ZM44 170V169H43ZM61 173H60V171ZM90 170V171H89ZM117 171V172H114V171ZM129 170V171H128ZM134 170V171H133ZM145 170V171H144ZM183 170V171H182ZM204 170V172H203ZM207 170V171H206ZM226 170V171H225ZM232 170V171H231ZM241 170V171H240ZM263 170V172H262ZM2 171V172H1ZM36 171V172H35ZM40 171V172H38ZM48 171H49V174H48ZM65 171V172H64ZM98 171V172H96ZM100 171H101V174H100ZM109 171V172H108ZM111 171V172H110ZM121 171V172H120ZM133 171V172H132ZM139 174L141 175V173L144 175V177L142 176H139L137 175L138 172ZM155 171V170H153ZM186 171V172H185ZM188 171V172H187ZM191 171V172H190ZM206 171V172H205ZM222 171V172H220ZM229 171V172H228ZM238 173H237V172ZM243 171V172H242ZM8 172V171H7ZM33 172V173H32ZM51 172V173H50ZM53 172V173H52ZM58 172V173H57ZM95 172V173H94ZM108 172V173H107ZM114 172V174H113ZM119 172V173H118ZM132 172V173H130ZM137 172V173H136ZM145 172V173H144ZM176 172V173H175ZM190 172V173H189ZM198 172V173H197ZM7 175H5V174ZM30 173V174H29ZM36 173V174H35ZM42 173V175H41ZM47 173V174H45ZM55 173V174H54ZM60 173V174H59ZM64 173V174H63ZM67 173V174H66ZM70 173V174H69ZM99 173V174H98ZM104 173V174H103ZM111 173V174H109ZM118 173V174H117ZM149 173V175L147 174ZM205 173V174H204ZM216 173V174H215ZM220 173V175H219ZM237 173V174H236ZM244 173V174H243ZM247 173L249 175V173H252L250 174L249 176H247ZM3 174V175H2ZM34 174V175H33ZM38 174H40L38 176ZM95 174V175H93ZM97 174V176H96ZM113 174V175H112ZM117 174V175H116ZM120 174V175H119ZM177 174V175H176ZM187 174V175H186ZM26 175V176H25ZM37 175V176H36ZM50 175V176H49ZM62 175V176H61ZM72 175V176H71ZM77 175V176H76ZM104 175V177L102 176ZM107 175V176H106ZM110 175V176H109ZM133 176L131 177L134 181L136 179H138V182L140 181V177H141V180L138 184V182L136 183V181H132V179L130 178V176ZM182 175H186L187 179H185L184 181L183 180H176V176L177 177H180ZM189 175V177H188ZM201 175V176H200ZM214 175V176H213ZM218 175V176H217ZM224 175V176H223ZM243 175V176H242ZM32 176L34 177L32 179ZM54 176V177H53ZM60 176V177H59ZM66 177H69L68 180L66 181L67 185L65 184L64 182V178ZM81 176V178H80ZM112 176V177H111ZM117 178H115V177ZM118 176V177H117ZM136 176V177H135ZM153 176V178H154ZM194 176V178H193ZM217 176V177H216ZM248 177L249 181L251 180L253 183L250 185V183L248 184V179L247 181L243 178V177ZM3 177V178H2ZM7 177V178H5ZM12 178V176H10ZM38 177V178H37ZM53 177V178H52ZM58 179H57V178ZM63 179H62V178ZM72 177V179H71ZM93 177V178H92ZM114 177V178H113ZM150 177V178H149ZM158 177V178H157ZM165 177L168 179H165ZM214 180H213V178ZM222 177V178H221ZM228 177V178H227ZM240 177V178H239ZM41 178V179H40ZM47 178V179H46ZM92 178V179H91ZM103 178V179H102ZM121 178V179H120ZM136 178V179H135ZM143 178V179H142ZM146 178V179H145ZM154 178V179H155ZM175 178V179H174ZM9 179V180H8ZM13 179V178H12ZM49 179V180H48ZM59 179H62V180H59ZM83 179V180H82ZM87 179V182H85ZM90 179L91 180V184L94 185V189H98L97 191L94 190L93 188V191L91 189L88 188V185H90ZM98 179V181H97ZM101 181H100V180ZM109 179V181H108ZM116 182H115V180ZM130 179V180H129ZM151 181H150V180ZM159 179V180H161ZM171 179H173L171 181ZM190 181H189V180ZM216 179V180H215ZM222 179V180H221ZM8 180V181H7ZM11 180V181H10ZM55 180V181H54ZM59 182H58V181ZM82 180V181H81ZM95 180V181H94ZM111 180V182H110ZM130 182H128V181ZM148 180V182H147ZM189 183H187L186 182ZM195 180V181H193ZM197 180V181H196ZM15 183H13V182ZM29 183H28V182ZM62 181V182H61ZM72 181V182H71ZM89 181V182H88ZM94 181V182H93ZM183 181V182H182ZM218 181V182H217ZM256 181V182H254ZM7 182H10L9 184ZM23 182V183H22ZM27 182V183H26ZM58 182V183H57ZM71 182V183H69ZM74 182V183H73ZM103 182V184H102ZM106 182V184H105ZM128 182V183H127ZM159 182V183H158ZM177 182L178 184L180 185H177ZM195 182V183H194ZM25 183V184H24ZM57 183V184H56ZM65 185H64V184ZM88 183V184H87ZM99 183V184H97ZM152 183V184H151ZM161 183V184H160ZM163 183H164V186L166 187L167 186V183L168 185L170 183L169 186H167L166 188L163 186ZM166 183V184H165ZM183 183V184H182ZM189 185V186H187ZM247 185L245 186L244 184ZM256 183V184H255ZM264 183V181H263ZM4 184V186H3ZM11 185L10 187L13 188V190L9 187L7 188L6 185ZM29 184V185H28ZM30 184H32V187H30ZM60 184V185H59ZM77 184V185H76ZM86 184V185H85ZM101 186H97V185H100ZM111 184V185H110ZM131 184V185H130ZM134 184V185H133ZM160 186H163V188L160 186V188L158 187V185ZM192 184H194L192 186ZM14 185V186H13ZM19 186L17 188V186ZM27 185V186H26ZM35 185V186H34ZM40 185V187H39ZM66 186L65 189H63L62 186ZM68 185L69 187H71V189L68 188ZM74 185V187H73ZM105 185V186H104ZM139 185V186H138ZM172 185H176L174 187H172ZM181 185H183V187H181ZM237 185V186H236ZM250 185V186H249ZM255 185V186H254ZM262 187H260V186ZM16 186V187H15ZM28 186H29V189H28ZM97 186V187H95ZM105 190H104V188ZM107 186V188H106ZM196 188H195V187ZM254 186V187H253ZM4 187H6L5 189H3ZM21 187V188H20ZM73 187V188H72ZM86 187V189H85ZM110 190H109V188ZM125 187V188H124ZM172 187V189H170ZM177 187V188H176ZM189 187V188H188ZM191 187V188H190ZM194 187L195 190H193L192 188ZM198 187V188H197ZM257 187V188H256ZM20 188V189H19ZM33 188V189H32ZM36 190H35V189ZM159 189V190H156V189ZM162 188V190H161ZM182 188V189H181ZM186 188V190H185ZM3 189V190H2ZM7 189H11V191L7 190ZM81 189V190H80ZM133 191H132V190ZM190 189V190H189ZM192 189V190H191ZM19 190V191H18ZM24 190V191H23ZM31 190V191H30ZM67 190V191H66ZM76 190V191H74ZM125 190V191H124ZM161 190V191H160ZM165 193H164V191ZM181 190V191H180ZM254 190V191H253ZM9 191V193H7ZM17 191V192H15ZM21 191V192H20ZM23 191V192H22ZM30 191V192H29ZM65 191H66V194H65ZM86 191V192H85ZM88 191V192H87ZM98 193L96 194L95 193ZM105 191V192H104ZM158 191V192H157ZM168 191V193H167ZM171 191V192H170ZM179 192L178 193H174V192ZM242 191V193H240ZM14 192V193H13ZM26 192V193H25ZM28 192L30 194H28ZM35 192V193H33ZM47 192V193H46ZM73 192V193H72ZM101 192V193H100ZM111 192V193H110ZM159 192H161L162 195L159 194ZM25 193V194H23ZM86 193V194H85ZM89 193V194H88ZM92 193H95V194H92ZM119 193V194H118ZM171 193V195H170ZM11 194H13V198H11L13 201H15L16 199L18 200L17 203L16 202H13L10 197H8V199L11 200L10 203L12 204H8L9 200L7 201V204L6 203V198L7 196H11ZM18 194V196H17ZM32 194V195H31ZM43 194V198L41 195ZM69 194H72V195H69ZM100 194V195H99ZM104 194V195H103ZM106 194V196H105ZM109 194V195H108ZM111 194V195H110ZM252 194V195H251ZM27 197H22V196H26ZM37 195V196H36ZM40 195V196H39ZM46 195V196H45ZM49 195V196H48ZM66 195V196H65ZM78 195V196H77ZM166 195V197H165ZM169 195V196H168ZM237 195V196H236ZM32 196V197H31ZM48 196V197H47ZM105 196V198H104ZM110 198H108V197ZM130 196V198H129ZM162 198H161V197ZM235 196V197H234ZM12 197V196H11ZM31 199H35L37 201H42L44 202V207L46 208L45 210V215H48V218L45 222H44V218L40 217V213L38 215H36V218L38 220V226L40 227L41 230L45 229V227L47 228L48 226H52V227H48L47 230L45 229V235L44 237L45 238H60L58 240V243H57V247L55 246V249L53 250L55 253H53V251L51 249H47L46 248H43V251L42 249L40 250V256L39 254H37V252L39 251H33L36 247H37V239H36V234L34 233L33 234H30V236H22L18 233H16L15 231L13 232L12 231V228H11V223L12 221H14V219L16 218L15 216L17 214V212H19V215L23 212L24 214H22L23 216L25 215V212H26V209L23 208V204L26 203V202H30L29 201V198ZM38 197V198H37ZM68 197V198H66ZM78 197V198H77ZM107 197V198H106ZM168 197V198H167ZM190 197V198H189ZM231 197V198H230ZM237 197V198H236ZM21 198V199H20ZM50 198V199H49ZM72 198V199H71ZM138 198V199H137ZM145 198V199H144ZM174 198V199H172ZM229 198H230V202H229ZM234 198V199H233ZM254 198V199H253ZM26 199V200H25ZM30 199V200H31ZM71 199V200H70ZM136 201H135V200ZM144 199V200H142ZM166 201H165V200ZM168 199V200H167ZM180 199V200H179ZM227 199V200H226ZM232 199V200H231ZM20 200V201H19ZM24 200L26 202H24ZM45 200V201H44ZM224 200L225 204H222L223 202L222 201ZM238 202H237V201ZM240 200L243 202H240ZM254 200V201H253ZM40 201V203H41ZM128 201V202H127ZM131 201V202H130ZM135 201V202H133ZM143 201V202H142ZM147 201H150L152 203H148L145 204V202ZM175 201V202H174ZM192 201V202H191ZM221 201V202H219ZM229 203H227V202ZM248 201V202H247ZM251 201V203H250ZM5 202V203H4ZM22 202V203H21ZM133 202V203H132ZM140 202V203H139ZM153 202L155 204H153ZM158 202V203H157ZM233 205L236 204L237 202V205ZM235 202V203H234ZM13 203H15V207L11 206L13 205ZM143 203V204H141ZM218 203H221L218 205ZM230 206L228 208V206ZM242 205H241V204ZM245 203V204H244ZM258 203V204H257ZM47 204V205H46ZM79 204V205H78ZM111 204V205H110ZM136 204V203H135ZM159 204V205H158ZM160 204H162L160 206ZM181 205V207L177 208L178 205ZM249 204V205H248ZM2 205V206H1ZM10 207V208H6L7 206ZM18 205V206H17ZM125 205V206H124ZM131 205H134V206H131ZM146 205V206H145ZM154 205L156 207H154ZM164 205V206H163ZM176 206V208L174 206ZM179 205V206H180ZM231 205L234 207V209H232L233 207H231ZM252 205V206H250ZM254 205V206H253ZM47 206V207H46ZM149 206V207H147ZM160 206V208H159ZM213 208H211V207ZM215 206V207H214ZM239 206V207H238ZM4 207L5 211L3 210ZM133 207L134 211L132 209H129ZM158 207V208H157ZM169 207V208H168ZM183 207V208H182ZM210 207V208H209ZM249 207V208H248ZM254 207V208H253ZM13 210H12V209ZM111 210H110V209ZM167 211H165V209ZM207 208V210H205ZM231 208V209H230ZM10 209L11 214H14V215H10L7 211L6 213V210ZM15 209V210H14ZM23 211H22V210ZM52 209V210H51ZM94 209V210H93ZM113 209V210H112ZM163 209V213L160 212V210ZM198 209V210H197ZM204 209V210H203ZM225 209V210H224ZM230 209L231 210V213L232 215H235L238 213V215L234 218L232 216V218L230 219L229 217H231V214H230V211L228 210ZM3 210V211H2ZM22 212H20V211ZM130 210V212H129ZM156 210L159 212H157V215L156 214ZM197 210V211H196ZM203 210V212H202ZM212 210V212L210 211ZM222 210V211H221ZM2 211V213H1ZM16 211V212H15ZM52 211V212H51ZM55 213H54V212ZM133 211V212H131ZM139 212H141V214H144L145 211L139 209L138 210ZM153 211V210H152ZM194 211V212H192ZM200 211L202 213H200ZM219 211V212H218ZM228 211V213H227ZM5 214H4V213ZM48 212V213H47ZM174 214H173V213ZM199 212V213H198ZM222 212V214H221ZM236 212V213H235ZM60 215H59V214ZM111 213V214H109ZM123 213V214H122ZM129 215H128V214ZM169 213V215L167 214ZM195 213H198V214H195ZM2 214V216H1ZM43 214V212L41 213ZM55 214V215H54ZM65 214V215H64ZM98 214L100 215V218L102 220H104V223L108 226L105 225V229L103 228V231L100 230L99 228L97 229L98 232L96 230H93V228L96 227V225L92 224L91 220H94L95 218L93 217H96L94 215H97ZM102 214V215H101ZM161 214V215H160ZM195 214V215H194ZM201 214V215H200ZM206 214V215H205ZM220 214V215H219ZM59 215V216H57ZM90 215H91V218H90ZM104 215V216H103ZM117 215V216H115ZM125 215H126V218H125ZM165 215V216H164ZM172 215V216H170ZM174 215V217H173ZM180 215V216H179ZM184 217L182 218L181 217ZM193 215V217H192ZM198 215V216H197ZM215 215V216H214ZM3 216H5V218H3ZM7 216V217H6ZM43 216V215H42ZM54 218H53V217ZM93 216V217H92ZM108 216L110 217L108 219ZM121 216V217H120ZM163 218H162V217ZM177 216V217H175ZM197 216V217H196ZM205 216V217H203ZM221 218H219V217ZM224 216V217H223ZM239 216V217H238ZM9 217V219H13L10 221L7 220ZM15 217V218H14ZM57 217V218H55ZM106 217V218H105ZM161 217V218H160ZM165 217H168V218H172L173 219V222L177 221L176 223H171V225H168L166 226V222L164 221ZM178 217H181L178 218ZM189 220H188V218ZM208 217V219L206 218ZM228 217V218H227ZM251 217V216H250ZM2 218V219H1ZM7 218V219H6ZM40 218V219H39ZM73 218V219H72ZM93 218V219H92ZM99 218V216H98ZM159 218V219H157ZM217 218V219H216ZM227 218V219H226ZM4 219V220H3ZM43 219V220H41ZM72 219V220H71ZM85 219V220H84ZM90 219V220H88ZM107 219V220H106ZM117 219L118 223L115 222V220ZM125 221H124V220ZM162 219V221H160ZM178 219V220H177ZM213 219V220H212ZM220 219V220H218ZM223 219V221H222ZM230 219V220H229ZM6 220V221H5ZM41 220V221H40ZM55 220H57L55 222ZM110 220V221H109ZM198 220V221H197ZM206 220V221H205ZM210 220V221H209ZM225 220V221H224ZM9 221V222H8ZM43 221V222H42ZM55 222L54 224L52 222ZM88 221H91V222H88ZM106 221V222H105ZM108 221V222H107ZM122 221H124L122 223ZM153 221V220H152ZM157 221V222H156ZM181 221V222H180ZM191 221V222H190ZM201 221V222H200ZM207 221H209L207 223ZM221 221V222H219ZM112 222V223H110ZM115 222V223H114ZM121 222V223H120ZM128 222V223H126ZM161 222V223H160ZM180 222V223H178ZM183 222V223H182ZM189 224H188V223ZM194 222V223H193ZM200 222V223H199ZM211 222H214V223H211ZM224 222V223H223ZM50 223V224H48ZM52 223V224H51ZM57 223V224H56ZM83 223V224H82ZM90 223V224H89ZM117 223V224H116ZM120 223V224H119ZM155 223V224H154ZM157 223V224H156ZM159 223V224H158ZM186 223V224H185ZM203 223V224H202ZM207 223V224H206ZM223 223V224H222ZM229 223V224H228ZM258 223V224H257ZM6 224L8 226H6ZM86 224L87 227L84 225ZM112 224L113 225V231H109L108 230L110 228H112ZM126 224V225H125ZM177 224V225H176ZM188 224V225H187ZM193 224V225H192ZM202 224V225H201ZM206 224V225H205ZM217 224V226L215 225ZM10 225V226H9ZM77 225V226H76ZM84 225V226H83ZM111 225V227L109 226ZM118 225V226H117ZM163 226V228L159 227V226ZM174 227H173V226ZM187 225V226H186ZM229 225V226H228ZM58 226V227H57ZM114 226L116 228H114ZM154 226V227H153ZM189 226V227H188ZM191 226V228H190ZM209 226V227H208ZM222 226H226L225 229L222 227ZM8 227V228H7ZM44 227V228H43ZM61 228H63V232L60 231ZM84 227L87 229L85 230ZM92 227V228H91ZM146 227V226H145ZM156 227V228H155ZM171 227V229H170ZM188 227V229H187ZM215 227V228H214ZM263 229H262V228ZM8 229V232H7V229ZM55 228V229H54ZM122 228V229H121ZM150 228V229H148ZM154 228L156 230H154ZM169 228V229H168ZM183 228H186V229H183ZM193 228V229H192ZM219 230H218V229ZM261 228V229H260ZM122 232H120L121 230ZM124 229V230H123ZM164 231L162 232L161 231ZM211 229V231L209 232V230ZM260 229V231L258 232L257 230ZM56 230V231H55ZM91 230V232H90ZM145 230V231H144ZM148 230V231H147ZM176 230H179V231H176ZM181 230V231H180ZM196 230V231H195ZM214 230V231H213ZM222 230V231H221ZM224 230V231H223ZM241 230V231H240ZM245 230V231H244ZM12 231V232H11ZM53 233H50L49 232H52ZM87 231V232H86ZM105 231V232H104ZM116 231V232H114ZM119 231V232H118ZM148 233H147V232ZM154 233H152V232ZM157 231V232H156ZM161 231V232H160ZM172 231V232H171ZM199 231V232H198ZM216 231H220V232H216ZM242 232L240 235H236L235 236V233L237 234L238 232ZM243 231L244 233L246 234H243ZM249 231V232H248ZM261 231H262V234H261ZM1 232V231H0ZM59 232L60 234L62 235H65V236H61L59 235ZM96 232V233H95ZM102 232V233H101ZM125 232V233H123ZM174 232V234H173ZM183 234H182V233ZM198 232V233H197ZM223 232V233H222ZM248 232V233H247ZM15 233V234H14ZM65 233V234H63ZM106 233V234H104ZM138 233V231H137ZM145 233V234H144ZM170 233V234H169ZM181 233V234H179ZM192 233V235H191ZM204 233V234H203ZM206 233V234H205ZM210 233V234H209ZM215 233V234H214ZM226 233V234H224ZM251 235H250V234ZM254 233V234H253ZM13 234V235H12ZM48 234V235H47ZM51 234H54V235H51ZM58 234V236L56 235ZM110 234V235H109ZM148 234V235H147ZM155 234V235H154ZM158 234V235H157ZM161 234V235H159ZM166 234V236H165ZM176 234V235H175ZM199 234V235H198ZM208 234V235H207ZM222 234V236H221ZM228 234H230V231L228 232ZM230 234V235H231ZM259 234V235H258ZM7 235V236H8ZM68 235V236H67ZM87 235V236H86ZM144 235H146V237H148L146 239H144ZM175 235V236H174ZM181 235V236H180ZM185 235V239L184 236ZM196 235V236H195ZM218 235V236H217ZM225 235V237H223ZM15 236V238H14ZM19 236H21L19 238ZM33 240L31 241L30 238L33 237ZM49 236V237H48ZM51 236V237H50ZM67 236V237H66ZM99 236V237H98ZM109 236V238L107 239L106 237ZM154 236V237H153ZM183 236V238H182ZM191 236V237H190ZM209 236V238H208ZM214 236V237H213ZM229 236V235H228ZM251 236V237H250ZM256 236H258L259 238L263 239L261 240L262 241V244H260L261 242H259V238L257 239V244L255 243L256 240L253 241V238L255 237L256 239ZM17 237V238H16ZM64 237V238H63ZM143 237V238H141ZM159 237V239H158ZM161 237V238H160ZM175 237V238H173ZM200 237V239H199ZM212 237V239L210 238ZM221 237L223 239H221ZM240 237L242 239H240ZM68 238V239H67ZM107 240H105V239ZM122 238V239H121ZM126 240H125V239ZM156 238V239H155ZM188 238V239H187ZM196 240H195V239ZM227 238V237H226ZM229 238V237H228ZM9 239V240H8ZM13 239V241H12ZM19 239V240H18ZM23 240L21 243V240ZM30 240V242H27L26 240ZM35 239V240H34ZM67 239V242H64L65 240ZM151 239V240H150ZM154 239V240H153ZM158 239V241H157ZM163 239V240H162ZM177 239L180 243L177 242ZM183 239V240H182ZM203 239V240H201ZM207 239V240H206ZM209 239V240H208ZM219 239V240H218ZM220 239H221V242H220ZM17 240V241H16ZM25 240V241H24ZM61 240V241H60ZM62 240H64L62 242ZM70 240V241H68ZM103 240V241H102ZM110 240V241H108ZM119 240V241H118ZM123 240V241H122ZM145 240V241H143ZM147 240V241H146ZM162 240V241H161ZM172 240V241H171ZM182 240V242L180 241ZM195 240V241H194ZM198 240V241H197ZM215 240V242H214ZM96 241V242H95ZM108 241V242H107ZM118 241V243H117ZM127 241V242H126ZM166 241V242H165ZM174 241H176L174 243ZM189 241V242H188ZM190 241H193V245L190 243ZM217 241V243H216ZM249 241V242H248ZM252 241V243L250 242ZM8 242V243H7ZM144 242V243H143ZM158 242V243H156ZM159 242L162 243V246L159 244ZM191 244V245H188V243ZM202 242V243H201ZM205 242V243H204ZM214 242V243H213ZM231 242V243H230ZM259 242V243H258ZM31 243H34L31 245ZM65 243V246L64 245H60V244H63ZM107 243V244H106ZM119 243H122L121 245ZM129 243V244H128ZM171 243V244H170ZM198 243V244H197ZM216 243V244H215ZM246 243V244H245ZM251 243V244H249ZM13 244V245H12ZM67 244V245H66ZM106 244V245H105ZM112 246H111V245ZM114 244V245H113ZM156 244V245H155ZM165 244V245H164ZM172 244L174 246H172ZM180 244V245H179ZM182 244V245H181ZM202 244V245H200ZM250 246H249V245ZM254 244H256L255 246H253ZM35 245V246H34ZM69 245V246H68ZM100 247H99V246ZM104 245V246H103ZM109 245V247H108ZM118 245V246H117ZM146 245V246H145ZM153 245V246H152ZM155 245V246H154ZM179 245V246H178ZM200 245V246H198ZM248 245V246H247ZM111 246V247H110ZM117 246V247H116ZM128 246V248L126 247ZM157 246V247H156ZM161 246V247H160ZM177 246V247H176ZM189 246V247H188ZM247 246V247H246ZM258 246V247H257ZM63 247V248H62ZM66 247V248H65ZM97 247V248H96ZM121 247V248H120ZM126 247V248H125ZM159 247V248H158ZM166 247V248H165ZM172 250H170L171 248ZM181 247V248H180ZM184 247V248H183ZM197 249H196V248ZM11 248V249H12ZM16 248V249H15ZM18 248H19V252H18ZM105 248V249H104ZM151 248V249H150ZM154 248V249H153ZM181 249V251L179 249ZM183 248V249H182ZM224 248V249H223ZM258 248V249H257ZM9 249V248H8ZM46 249V250H45ZM59 249V250H58ZM65 249V250H64ZM96 249V250H95ZM98 249V251H97ZM102 249V250H101ZM104 249V250H103ZM157 251H156V250ZM163 249V250H162ZM189 249V250H188ZM199 249V251H198ZM254 249V250H253ZM44 250L46 252H44ZM63 250V251H62ZM90 250V252L88 251ZM94 250V251H93ZM101 250V251H100ZM184 250V251H182ZM196 250V251H195ZM232 250V251H231ZM11 250H8L6 251L5 253L7 255H9ZM32 251V252H31ZM49 251V252H48ZM52 255H51V253ZM65 251V252H64ZM87 251V252H86ZM93 251V252H92ZM96 251V252H95ZM153 253H151V252ZM175 251V252H174ZM192 251V252H191ZM201 251V252H200ZM206 251L207 254H211L210 256H212L213 258H215L214 260H212V257H208L209 259L205 260V259H201V261L198 262V256L196 257V255H199V253H202ZM253 251V252H252ZM104 252V253H103ZM179 252V253H178ZM183 252V253H181ZM198 252V253H197ZM12 253V252H11ZM60 255H59V254ZM90 253V254H89ZM101 253V254H100ZM168 253V254H167ZM186 253V257H180V254H184ZM204 253V254H206ZM62 254V255H61ZM86 254V255H85ZM95 254V255H94ZM97 254V255H96ZM149 254V255H148ZM167 254V255H166ZM179 254V255H178ZM206 254V255H207ZM253 254V255H251ZM256 254V255H257ZM262 254V255H261ZM264 253H260L258 256L253 257L252 259V263H256V264H264ZM11 255L14 259H16L14 261V259H11ZM58 255V257H57ZM74 255V256H73ZM84 258H83V256ZM103 257H102V256ZM173 255V256H172ZM179 257H178V256ZM195 255V256H193ZM19 256V257H18ZM23 256V257H22ZM62 257V259H60V257ZM70 256V258H69ZM90 256V257H89ZM98 256V257H97ZM99 256L101 257V259L99 258ZM171 257L172 260H170L169 258ZM176 256V257H175ZM251 256V257H250ZM260 256H262L263 258H261ZM94 257V258H92ZM96 257V258H95ZM152 259H151V258ZM166 257V258H165ZM20 258V259H19ZM66 258H69L66 259ZM76 258V259H75ZM103 258V259H102ZM146 258V259H145ZM178 258V259H177ZM226 261H225V259ZM19 259V260H18ZM44 259V260H43ZM48 259V260H46ZM59 259V260H58ZM66 259V260H65ZM91 259V260H90ZM93 259V260H92ZM98 259V260H97ZM105 259V261H104ZM181 259V261H180ZM186 259V260H185ZM200 259V258H199ZM11 260H13L14 262H12ZM18 260V262H17ZM43 260V261H42ZM53 260V261H52ZM58 260V261H57ZM60 260L62 263H60ZM74 260V261H72ZM88 260V261H87ZM171 262H170V261ZM173 260H174V263H173ZM183 260V261H182ZM185 260V262H184ZM188 260V261H187ZM224 260V261H222ZM227 260H229V262H227ZM233 262H232V261ZM255 260V261H254ZM51 261V262H50ZM57 261V262H56ZM67 261V262H65ZM98 263H96V262ZM148 263H147V262ZM177 261V262H176ZM231 261V262H230ZM242 261V262H241ZM8 262V263H7ZM12 262V263H11ZM16 262V263H15ZM41 262V263H40ZM65 262V263H64ZM70 262V263H69ZM88 262V263H87ZM94 262V263H93ZM164 262V263H163ZM166 262V263H165ZM170 262V263H169ZM226 262V263H225ZM133 264V262H130ZM235 263V264H237ZM239 263V264H240ZM254 263V264H255ZM44 264H47L44 263ZM118 264H124V263H121L119 262ZM209 264H211L209 262Z\"/></svg>",
    "mask_w": 264,
    "mask_h": 264
},
{
    "label": "bare ground",
    "instance_id": "6f19581e",
    "mask_svg": "<svg viewBox=\"0 0 264 264\" xmlns=\"http://www.w3.org/2000/svg\"><path fill=\"white\" fill-rule=\"evenodd\" d=\"M148 1V0H147ZM150 1H152V0H150ZM150 1H148V2H150ZM174 1H177V0H159V1H157V3L158 4H160L162 7L164 6H166V5H168V4H170L171 2L172 3H175L176 4V2H174ZM184 1V0H183ZM190 1V0H189ZM188 0H187V2H189ZM230 1V0H229ZM8 2V1H7ZM137 2V1H136ZM148 2H146V3H148ZM156 2V1H155ZM155 2L153 1L152 3V5L154 6L155 5ZM186 2V1H185ZM231 2V1H230ZM5 3V2H4ZM178 3V2H177ZM229 3V2H228ZM245 3V2H244ZM84 4H85V2H84ZM3 5V4H2ZM92 5V4H91ZM151 5V4H150ZM180 5H181V3H180ZM184 5H186V4H184ZM262 5H264V0H251V1H249L248 2V4H246L244 7H260V6H262ZM5 6V5H4ZM8 6V5H7ZM23 6V5H22ZM182 6V5H181ZM78 7V6H77ZM167 7V6H166ZM176 8H178L179 6H175ZM244 7L242 8V9H244ZM2 9L3 8H5V7H1ZM0 8V9H1ZM8 8V7H7ZM53 8V7H52ZM100 8V7H99ZM150 8V7H149ZM168 8V7H167ZM166 8V9H167ZM172 8H173V5L171 6V10H172ZM181 8V7H180ZM180 8H178V9H180ZM240 8V7H239ZM262 8V7H261ZM13 9H19V8H13ZM13 9H11V10H13ZM26 9V8H25ZM129 9V8H128ZM182 9V8H181ZM53 10H54V8H53ZM121 10V9H120ZM173 10H174V8H173ZM4 11V10H3ZM16 11V10H15ZM27 11V10H26ZM161 11V12H160ZM175 11H176V9H175ZM180 11V10H179ZM208 11V10H207ZM243 11H245V10H243ZM262 11V10H261ZM14 12V11H13ZM29 12V11H28ZM28 12H26V13H28ZM50 12V11H49ZM68 12V11H67ZM79 11H77V13H78ZM159 12L160 13H163V11H162V9L160 10L159 9ZM170 12V11H169ZM238 12V11H237ZM240 12V11H239ZM242 12V11H241ZM5 13V12H4ZM17 13V12H16ZM16 13H13V15H15ZM58 13V12H57ZM82 13V12H81ZM94 13V12H93ZM165 13V12H164ZM174 13V12H173ZM182 13V12H181ZM201 13V12H200ZM0 14H2V13H0ZM10 14H12V13H10ZM21 14V13H20ZM22 14H24V13H22ZM51 14V13H50ZM67 14H69V13H67ZM126 14V13H125ZM171 14V13H170ZM178 14V13H177ZM205 14V13H204ZM239 14V13H238ZM3 15V14H2ZM12 15V16H13ZM17 15V14H16ZM25 15V14H24ZM71 15H73V14H69V16L68 17H70L71 19L73 18V17H71ZM162 15H166V13L165 14H162ZM175 15H176V12H175ZM257 15H258V13H257ZM263 15V14H262ZM8 16V15H7ZM52 16H55V15H51V17ZM74 16V15H73ZM173 16V15H172ZM172 16H170V17H172ZM248 15H246V17H247ZM249 16H250V14H249ZM64 17V16H63ZM160 17V16H159ZM166 17H169V16H166ZM177 17V16H176ZM178 17H179V15H178ZM201 18L200 19H206V21H204V22H209L210 21V19H211V17H209V19H208V17H206V16H200ZM206 17V18H205ZM213 17V16H212ZM251 17H253V15L251 16ZM15 18V17H14ZM66 18V17H65ZM82 18V17H81ZM161 18V17H160ZM241 18H244V17H241ZM264 18V17H263ZM16 19H18V16L16 17ZM23 19H24V16H23ZM43 19V18H42ZM45 19V18H44ZM68 19V18H67ZM171 19V18H170ZM199 19V18H198ZM214 19V18H213ZM212 19V20H213ZM246 19V18H245ZM250 19V18H249ZM0 20H1V17H0ZM24 20H26V19H24ZM40 20V19H39ZM79 20V19H78ZM177 20V19H176ZM209 20V21H208ZM211 20V21H212ZM263 20V19H262ZM9 21V20H8ZM168 21H170V20H168ZM168 21L166 22V23H168ZM190 21V20H189ZM200 21H203V20H200ZM4 22H6L5 20H3V24H4ZM64 22L66 23V20H64ZM74 22V23H73ZM73 24L75 25L76 24V22H78L77 21V19H73ZM174 22V21H173ZM176 22V21H175ZM198 22V21H197ZM215 22H219V21H216L215 20ZM215 22H213V23H215ZM242 22V21H241ZM261 21H259V23H260ZM12 23V22H11ZM10 23V24H11ZM23 23H24V21H23ZM70 23V22H69ZM112 23V22H111ZM180 23V22H179ZM200 23V22H199ZM197 24V25H199L200 27V29H201V27H204V25H203V23H202V26L200 25V24ZM212 23V24H213ZM243 23V22H242ZM13 25H14V23H12ZM25 24V23H24ZM27 24V23H26ZM141 24V23H140ZM159 24V23H158ZM206 24H208V23H206ZM211 24V23H210ZM211 24V25H212ZM218 24V23H217ZM216 24V25H217ZM261 24V23H260ZM259 24V25H260ZM2 25V24H1ZM27 25H30V24H27ZM41 25H43V24H41ZM71 25V24H70ZM157 25V24H156ZM155 25V26H156ZM160 25H161V23H160ZM160 25H157L158 26V29H159V27H160ZM196 25V26H197ZM3 26V25H2ZM22 26H25V25H23L22 24ZM163 26V25H162ZM208 26V25H207ZM261 26H263V24L261 25ZM5 27V26H4ZM15 27V26H14ZM28 27V26H27ZM30 27V26H29ZM29 27H28V30H29ZM45 27H47V26H45ZM92 27V26H91ZM123 27V26H122ZM165 27V26H164ZM198 27V26H197ZM210 27V26H209ZM219 27H220V25H219ZM219 27H218V29H219ZM260 27V26H259ZM258 27V28H259ZM264 27V26H263ZM22 27L20 26L18 29L20 30ZM90 28V27H89ZM94 28V27H93ZM157 28V27H156ZM199 28H197V29H199ZM212 28H214V26H212ZM260 28H262V27H260ZM9 29V28H8ZM33 29V28H32ZM162 29V28H161ZM204 29H205V27H204ZM208 29V28H207ZM215 29V28H214ZM213 29V30H214ZM217 29V28H216ZM263 30H264V28H262ZM22 30V29H21ZM21 30L20 31H18V32H21ZM24 30V29H23ZM27 30V29H26ZM95 30V29H94ZM105 30V29H104ZM148 30V29H147ZM183 30V29H182ZM192 30V29H191ZM257 30V29H256ZM11 31H13V30H11ZM14 31H15V29H14ZM13 31V32H14ZM35 31H36V29H35ZM35 31L33 32L32 30H31V32H33L34 34H35ZM119 31V30H118ZM137 31V30H136ZM162 31V30H161ZM197 31V30H196ZM199 31V30H198ZM198 31H197V33L195 34V32H192V36L191 37H193V34L194 35H198V34H202V36H201V43H199L198 42V44H200V45H202V46H204L203 48H200V50L201 49H203V50H205V48L207 47V45H210V43L212 42V36H211V33H212V31L210 32L209 30H208V32L206 31L204 34L201 32V33H198ZM216 31V30H215ZM4 32V31H3ZM2 32V33H3ZM28 32H30V31H28ZM28 32H26L27 34H29ZM30 32V33H31ZM40 32V31H39ZM141 32V31H140ZM182 32V31H181ZM217 32V31H216ZM222 34L224 33V32H226L225 31V29H222L221 31H220ZM255 32V34H256V32H257V34L256 35H258V31H254ZM259 32H260V30H259ZM263 32L264 31H262L261 32V34L263 35ZM10 33H12V32H10ZM26 33H24V34H26ZM33 33H31V34H33ZM37 33V32H36ZM122 33V32H121ZM183 33V32H182ZM6 34H8V33H6ZM14 34V33H13ZM91 34V33H90ZM111 34H113V33H111ZM119 34V33H118ZM180 34V33H179ZM260 34V35H261ZM5 35V34H4ZM240 35V34H239ZM255 35V36H256ZM7 36V35H6ZM10 36V35H9ZM27 36V35H26ZM85 36V35H84ZM98 36V35H97ZM195 36V37H196ZM252 36V35H251ZM2 37L3 36H1V41H2ZM93 37H94V35H93ZM128 37V36H127ZM244 37V36H243ZM249 37V36H248ZM248 37H246V38H248ZM215 38H216V36H215ZM214 38V39H215ZM6 39H7V37H6ZM89 39V38H88ZM192 39V38H191ZM200 39V38H199ZM198 39V40H199ZM218 39V38H217ZM256 41H252L251 39H250V37L248 38V40L246 39H242L241 37H239L238 36V34H233L232 36H228V37H221V38H219L218 39V41L216 42V46H217V53H216V56L218 57L217 58V61H216V59H214L215 61H212V63L214 62H219V63H221V65H224L225 66V68H227L226 70L227 71H230L231 72V70H235L236 71V69L237 68H239V67H244V66H251V64H253L254 62H256V60H255V58L258 56V55H260V54H264V37H259V38H257L256 37ZM90 40V39H89ZM94 41L96 40V39H93ZM98 41H101V40H99V39H97ZM119 40V39H118ZM194 40H196V39H194ZM50 41V40H49ZM115 41V40H114ZM210 41V42H209ZM213 41H215V40H213ZM78 42H80V41H78ZM77 42V43H78ZM95 42H97V41H95ZM106 42V41H105ZM109 42H111V41H109ZM137 42V41H136ZM149 42V41H148ZM172 42V41H171ZM185 42V41H184ZM208 42H209V44H208ZM14 43V42H13ZM54 43V42H53ZM58 43V42H57ZM86 43H88L87 41H86ZM85 43V44H86ZM119 43V42H118ZM147 43V42H146ZM63 44V43H62ZM99 44H100V42H99ZM98 44V45H99ZM106 44H109L108 42L106 43ZM114 44V43H113ZM112 44V45H113ZM129 44V43H128ZM151 44V43H150ZM197 44V43H196ZM197 44V45H198ZM207 44V45H206ZM215 44V43H214ZM79 45H80V43H79ZM82 45V44H81ZM88 45L89 44H86V46L88 47ZM127 45V44H126ZM130 45V44H129ZM137 45V44H136ZM148 45V44H147ZM152 45V44H151ZM151 45H149L148 46V48H146L145 49V51H143L144 50V48H142V50L141 51H143V53L144 52H148L146 55H147V57H145L144 59H143V61H142V64H141V69H142V71H147V70H149V69H152L153 67H154V65L156 64V62H157V58H158V56H157V54H156V52L152 49V47H151ZM200 45H198L199 47H200ZM102 46H104L103 45V43H102ZM102 46H99V47H102ZM108 46V45H107ZM132 46V45H131ZM145 46H146V44H145ZM206 46V47H205ZM215 46V45H214ZM86 47V48H87ZM154 47V46H153ZM97 47H95L94 49H96ZM102 48H104V47H102ZM125 48H128V46L126 47L125 46ZM130 48V47H129ZM134 48V47H133ZM133 48L131 49L130 48V50H129V53H130V51L132 50V52L133 53H136V51H137V49L136 48H134V51H133ZM197 48V47H196ZM210 48H212L211 47V45H210ZM209 48V49H210ZM121 49V48H120ZM136 49V50H135ZM199 49V48H198ZM208 49V50H209ZM79 50V49H78ZM88 51L90 50L89 49V47H88V49H87ZM98 50V49H97ZM96 50V51H97ZM121 50H123V49H121ZM211 50V49H210ZM63 51V50H62ZM80 51H83L82 49L80 50ZM85 51V55H87V51L86 50H84ZM83 51V52H84ZM138 51H139V49H138ZM140 51V52H141ZM197 51V50H196ZM199 51V50H198ZM78 52V51H77ZM83 52H81V53H83ZM121 52V51H120ZM119 52V53H120ZM123 52V51H122ZM122 52L120 53V54H122ZM124 52H126V54H129V53H127V51L124 49ZM131 52V53H132ZM215 52H216V50H215ZM80 53V52H79ZM95 53V52H94ZM93 53V54H94ZM118 53V52H117ZM118 53V54H119ZM142 53V52H141ZM142 53V54H143ZM212 53H213V51H212ZM75 54H77V53H75ZM125 53L123 54V57H126L127 55H126ZM137 54H139V55H141L142 56V54H140V53H138L137 52ZM201 54V53H200ZM204 54V53H203ZM214 54V53H213ZM82 55H84V54H82ZM89 55H91V52H89ZM88 55V56H89ZM124 55H126V56H124ZM133 54H131V56H132ZM134 55H136V54H134ZM92 56V55H91ZM96 56V55H95ZM120 56H122V55H120ZM130 56V54L128 55V57ZM130 56V57H131ZM137 56V55H136ZM136 56H132V58L134 59V57H136ZM141 56H137L138 57V59L136 58V60H138V61H136L135 59H134V61H136V63H138L139 62V59H140V57ZM200 56H202V55H200ZM213 56H215V55H213ZM264 56V55H263ZM100 57V56H99ZM127 57V58H128ZM261 57V56H260ZM90 58V57H89ZM92 58H93V56H92ZM114 58V57H113ZM127 58H125V59H127ZM208 58V57H207ZM210 58V57H209ZM222 59V60H218V59ZM258 59H259V56L257 57ZM41 60V59H40ZM113 60V59H112ZM111 60V61H112ZM116 60V59H115ZM115 60H113L112 62H115ZM142 60V59H141ZM211 60V59H210ZM203 61V60H202ZM17 62V61H16ZM19 62H21V61H19ZM65 62V61H64ZM68 62V61H67ZM72 62V61H71ZM116 62H117V60H116ZM176 62V61H175ZM188 62V61H187ZM201 62V61H200ZM66 63V62H65ZM124 63H126V62H124ZM159 63V62H158ZM177 63H178V61H177ZM192 63H195V62H192ZM198 63V62H197ZM202 64H203V62H201ZM212 63H210V64H212ZM256 63H258V61L256 62ZM12 65L11 66H13L14 65V63H11ZM16 64V63H15ZM34 64H35V62H34ZM40 64V63H39ZM57 64H59V63H57ZM69 64V63H68ZM81 64V63H80ZM112 64V63H111ZM138 64H140V62L138 63ZM176 64V63H175ZM184 64V63H183ZM204 64H206L207 65V63L205 62ZM203 64V65H204ZM227 66H226V65ZM18 65V64H17ZM32 65V64H31ZM65 65V64H64ZM67 65V64H66ZM118 64L116 63V65L115 66H117ZM162 65H164V64H162ZM193 65H195L196 67H197V65L196 64H193ZM206 65H205V68H207V67H209V66H207L206 67ZM219 65V64H218ZM261 65V66H260ZM59 66H61V65H59ZM69 66V65H68ZM83 66V65H82ZM137 65H135V67H136ZM140 65H138L137 66V68L139 67ZM177 66V65H176ZM190 66V65H189ZM199 66V68H203L202 67V65H198ZM224 66H220L221 68H223ZM14 67V66H13ZM35 67V66H34ZM49 67V66H48ZM51 67V66H50ZM49 67V68H50ZM62 67V66H61ZM65 67H67V66H65ZM118 67V66H117ZM122 67V66H121ZM120 66L118 67V68H116L115 67V69L117 70L118 69V71H116V72H119V68H121ZM158 67H161V63L159 64V65H157V69H158ZM195 67V68H196ZM211 67H212V65H211ZM8 68V67H7ZM14 68H16V67H14ZM19 68V67H18ZM31 68H33V65H32V67L30 66V63L28 62L27 64H25L20 70H19V72H21V73H23L24 74V72H26L27 73V75H29L30 76V74L28 73L29 71L28 70H30V71H32L31 70ZM54 68V67H53ZM57 68V67H56ZM59 68V67H58ZM57 68V69H58ZM139 68V69H140ZM155 68H156V66H155ZM169 68V66L166 68L165 67V69L167 70ZM198 67H197V70L199 69ZM212 68H214V67H212ZM10 69V68H9ZM60 69V68H59ZM67 69V68H66ZM71 69V68H70ZM70 69H68V70H70ZM114 70V65H113V68L111 67L110 68V70ZM162 69V68H161ZM161 69H158V73H157V71L155 72V70L154 71H152L151 70V72H155L154 74H156L157 73V75L156 76H158V81H160L161 83H163L164 82V80H166L165 82H168V81H170L169 79H165V78H167V77H169V76H166V75H172L173 73H169V74H167V72H165V74L166 75H162V76H160L159 75V73L160 74H164V71L161 73V72H159ZM174 69V68H173ZM173 69H171V70H173ZM180 69V68H179ZM190 69H192L191 68V66H190ZM209 69H211L210 67H209ZM8 70V69H7ZM17 70V69H16ZM15 70V71H16ZM44 70V69H43ZM60 70H65L63 67L60 69ZM104 70V69H103ZM105 70H107V67H106V69ZM121 70V69H120ZM127 70V69H126ZM189 70V69H188ZM193 70V69H192ZM192 70H189V72L185 75L186 76V78H187V80H186V85L187 86H182V85H184V83L182 84V82H180V80H177V81H175V79H174V81H172V82H170V84H169V86H168V88H169V90H171V94H172V92L174 93V102L172 101V100H169L168 99V101H167V103L166 104H168V105H170V104H172L171 102H173L174 103V107H175V109H174V111H173V109L171 108L170 109V111H169V114H170V112H171V110H172V112H176L175 114L174 113H172L171 112V114H173L172 116L173 117H171V116H169V114H168V116L170 117V119H172V121L170 120V121H165V119H166V117H167V120H169L168 119V116L166 115V117L164 116V119H162L164 122H165V124L168 122V123H170V124H172L171 122H173V124H175V126L176 127H183V126H205V124H206V127H208L209 129L206 131H204V133L205 132H207V133H209V134H207V136L208 135H210V136H212L213 137V141H211V140H209V141H206L205 139L204 140H201L200 138V148H201V150H203V151H205V150H207V151H209V152H212V151H215V150H217V149H222V151L223 150H225V151H231V152H233L235 155L237 154V155H240V156H242V157H246V160L248 159L247 157H253V156H255L254 155V152L255 151H259V150H253L252 149V147H251V145H250V143H249V145H247V143H239L238 142V140H237V137L239 136V135H241V134H243V133H246L247 131H249V132H251V131H254V130H256L257 128L258 129H260V131L262 130V128H264V124H262V125H258L257 126V124H256V122H255V118H254V116L257 114V113H261V112H263L264 113V57L262 58V60H261V64H259V67L257 66V67H251V68H249V69H247V71L244 73V74H242L241 76H238L237 78H236V82H235V84L233 85V86H231L227 91H225V92H223V93H214V94H209L210 92H212V91H208V89H211V88H208L207 86H206V88H208V89H203V90H205V91H203V92H209L206 96H205V94L204 95H202L203 94V92H202V89L200 90L201 91V93H200V95H202L203 97H199V98H197L198 96H196V94H197V92L195 91L197 88H199V83H195L194 81H193V79L192 78H194L195 77V79H198L197 78V73H199V72H196V74H194V77H193V75H192V72H194V71H192ZM196 70V69H195ZM203 70V69H202ZM205 70H207V71H210L211 72V70H208V68L207 69H205ZM239 70V69H238ZM12 71V70H11ZM34 71V70H33ZM32 71V72H33ZM62 71H60L59 72V70H58V74H59V76L61 77V74H63V72ZM73 71V70H72ZM71 71V72H72ZM97 71V70H96ZM140 71V73L142 72L141 70H139ZM192 71V72H191ZM212 71H214V70H212ZM223 71H225V70H223ZM222 71V72H223ZM227 71H225V72H227ZM234 71V72H235ZM5 72V71H4ZM14 72V71H13ZM13 72H10V73H13ZM17 72V71H16ZM43 72V71H42ZM70 72V71H69ZM69 73L68 74V71L67 72H65V77L66 78H68V81L70 82V84L68 85L67 83H68V81H67V83H64L65 85L67 84V87L68 86H75V87H78V88H82L83 90H87V94H86V96L85 97H87L86 99H88L89 97L90 98H92L93 99V103H94V100H97L98 98L100 99V101H98L99 103L101 102V99H103V98H100V96H101V93L99 92L100 90H97V84H96V82H95V80H94V78H92L91 76V73L90 72H88L87 70H83V71H76V72H72V73ZM108 72V71H107ZM111 72V71H110ZM114 71H112V73H113ZM116 72H114V73H116ZM172 72V71H171ZM190 72H191V74H190ZM202 72V73H201ZM203 72H204V74L205 73H207V72H205L204 70L203 71H201L200 70V74H198V75H201L199 78V80H202L203 79ZM208 73V74H205L206 76L207 75H211V73ZM215 72L216 71H214L212 74H215ZM218 72H219V70H218ZM221 72V71H220ZM229 72V73H230ZM35 73V74H34ZM34 73H32L33 74V78L32 77H30V78H32L33 80H39L40 81V83H42V80L40 79V77H39V72H38V74L36 73V72H34ZM61 73V74H60ZM112 73H110V76H114V75H112ZM113 73V74H114ZM149 73V72H148ZM148 73H146V74H148ZM185 73V72H184ZM228 73V72H227ZM232 73V72H231ZM2 74V73H1ZM4 74V73H3ZM71 74V75H70ZM100 74H102V73H100ZM106 74V73H105ZM153 74V75H154ZM189 74H190V76H192L191 78H190V76H189ZM12 75V74H11ZM14 75V74H13ZM16 75V74H15ZM17 75H18V73H17ZM56 75V74H55ZM21 76V75H20ZM23 76V75H22ZM29 76H27V77H29ZM41 76V75H40ZM110 76H108V77H110ZM155 76V75H154ZM156 76L155 77H153L154 79L156 78ZM166 76V77H165ZM184 76V77H185ZM211 76H213V75H211ZM210 76V77H211ZM215 76V75H214ZM12 77V76H11ZM10 77V79H12ZM16 77V76H15ZM55 77H57V76H55ZM91 77V78H90ZM117 77V76H116ZM162 77H164V78H162ZM174 77V76H173ZM180 77V76H179ZM219 77V76H218ZM3 78H4V76H3ZM2 78V79H3ZM20 78V77H19ZM47 78V77H46ZM58 78V77H57ZM66 78H65V80H66ZM111 78V77H110ZM161 78V79H160ZM188 78H190L189 79V81H192V84H191V87H190V85H189V87H188ZM213 78V77H212ZM216 78V77H215ZM221 78V77H220ZM10 79L8 78V81H10ZM21 79V78H20ZM23 79V78H22ZM106 79H108V78H106ZM105 78H104V80H106ZM114 79V78H113ZM116 79V78H115ZM163 79V80H162ZM178 79V78H177ZM192 79V80H191ZM207 79V78H206ZM205 79V77H204V80H206ZM210 79V78H209ZM219 79V78H218ZM6 80H7V77H6ZM13 80V79H12ZM11 80V81H12ZM15 80V82H16V79H14ZM25 80V79H24ZM29 80V79H28ZM51 80V79H50ZM49 80V81H50ZM63 80V79H62ZM61 79H59V81L60 82H64V81H62ZM156 80V79H155ZM163 82H162V81ZM185 80V79H184ZM204 80H203V82H204ZM214 80V79H213ZM235 80V79H234ZM8 81H7V83H8ZM22 81V80H21ZM48 81V82H49ZM99 82H100V80H98ZM111 81V80H110ZM148 81V80H147ZM157 81V82H158ZM23 82V81H22ZM104 82V81H103ZM112 82V81H111ZM113 82H115L116 83V80L114 81L113 80ZM121 82V81H120ZM120 82H118V84H120ZM194 82V83H193ZM199 82V81H198ZM202 82V83H203ZM90 83H93V85L92 86H90ZM202 83H200V86H201V84ZM205 83V82H204ZM203 83V84H204ZM10 84V83H9ZM23 84V83H22ZM25 85H26V83H24ZM55 84V83H54ZM111 84V83H110ZM180 84H182V85H180ZM193 84H195V85H197V86H194ZM202 84V85H203ZM2 85V84H1ZM18 84H16V86H17ZM29 85L31 86V84L29 83ZM40 85L41 84H38L36 87H35V89H33V90H30V87H29V90H30V94H31V97H32V95L34 96V98L35 97H37V98H39V100H38V102L40 101V99H41V97H42V93H44V92H42L43 90H42V88L40 87ZM45 85V84H44ZM50 85V83L48 84V86ZM53 85V84H52ZM98 85H99V83H98ZM164 84H161L160 86H163ZM180 85V86H179ZM208 85V84H207ZM12 87L13 88V90L15 91V89L16 90H20L19 89V87L17 86V87ZM20 86V85H19ZM22 86V85H21ZM54 86V85H53ZM100 86V85H99ZM179 86V87H178ZM7 87H9V86H7ZM23 87V86H22ZM27 87V86H26ZM47 87V86H46ZM45 86H44V88H46ZM55 87V86H54ZM61 87H63V86H61ZM60 87V88H61ZM102 88H104L103 86H101ZM100 87V88H101ZM111 87V86H110ZM122 87H123V85H122ZM155 87V86H154ZM158 88H160L159 86H157ZM163 87H165V86H163ZM202 87V86H201ZM10 88V91L11 92H9L10 94L11 93H13L14 91H12L11 90V87H9ZM8 88V89H9ZM21 88V87H20ZM28 88V87H27ZM27 88H26V91H27ZM34 88V87H33ZM39 88H41V89H39ZM43 88V89H44ZM65 88H66V86H65ZM119 88H121V86L119 87ZM228 88V87H227ZM1 89V88H0ZM7 89V88H6ZM5 89V90H6ZM50 89V88H49ZM54 89V88H53ZM52 89V90H53ZM69 89V88H68ZM75 89V88H74ZM122 89V88H121ZM164 89V88H163ZM22 90H24V89H22ZM21 90V91H22ZM41 90V91H40ZM46 89H44V91H45ZM55 90V89H54ZM53 90V91H54ZM60 90V89H59ZM63 90V89H62ZM70 90V89H69ZM72 90V89H71ZM76 90V89H75ZM79 90V89H78ZM77 90V91H78ZM104 90V89H103ZM107 88H106V92H107ZM113 90H114V88H113ZM117 90V89H116ZM159 90V89H158ZM165 90H166V87H165ZM168 90V89H167ZM166 90V91H167ZM216 90V89H215ZM25 91V92H26ZM40 91V92H39ZM64 91V90H63ZM66 91V90H65ZM73 91V90H72ZM85 91H83L84 92V94H81V93H83L82 92V90H81V93L79 92H77L78 94H77V96L79 95V94H81L82 96V98L84 97L83 95H85ZM155 91H157V90H155ZM160 91V90H159ZM164 91V90H163ZM4 92V91H3ZM17 92H19V91H17ZM52 92V91H51ZM57 92V91H56ZM76 92V91H75ZM105 92V93H106ZM111 92V91H110ZM113 92V91H112ZM115 92H122V91H115ZM165 92V91H164ZM1 93V92H0ZM8 93V94H9ZM20 94H19V96H21V93L22 92H19ZM53 93V92H52ZM51 93V94H52ZM65 93V92H64ZM108 93V92H107ZM16 94V93H15ZM15 94H12V95H14L13 97H15ZM23 94V93H22ZM110 94V93H109ZM118 94V93H117ZM120 95H117L118 97L120 96H122L123 97V99H127L128 98V100H129V97H131V96H128L127 94V96L126 97H124L125 95L123 94V93H119ZM156 94V93H155ZM160 94V93H159ZM159 94H157V95H159ZM168 94H170V93H168ZM4 95H6V94H4ZM29 95V94H28ZM27 95V96H28ZM46 95V94H45ZM66 95H73L72 93H70V92H67L66 93ZM124 95V96H123ZM161 95V94H160ZM159 95V96H160ZM163 96H164V94H162ZM166 95H167V93H166ZM173 95V94H172ZM172 95H170V97L172 96ZM187 95V96H186ZM10 96V95H9ZM16 96L18 97V94H16ZM23 96H25V94L23 95ZM22 96V97H23ZM27 96H25L26 97V99H27ZM30 96V95H29ZM51 95L49 94V97H50ZM55 96H57V95H55ZM65 96V95H64ZM77 96H75L76 98H77ZM105 96H107L108 97V95H105ZM110 96V95H109ZM114 96V94L113 95H111V97H113ZM186 96V97H185ZM189 96V97H188ZM3 97V96H2ZM8 97V96H7ZM46 97V96H45ZM62 97H63V95H62ZM61 97V98H62ZM75 97H73V98H75ZM78 97H80V96H78ZM103 97V96H102ZM118 97H116V95H115V97L113 98V99H115L116 98V100L117 99H120V97L118 98ZM121 97V98H122ZM10 98V97H9ZM9 98H8V100H9ZM16 98V97H15ZM60 98V99H61ZM65 98H66V96H65ZM64 98V99H65ZM69 100H70V98L69 97H67ZM89 98V99H90ZM110 98V97H109ZM168 98V97H167ZM185 98V99H184ZM3 99V98H2ZM2 99L0 100V101H2ZM23 99H25V98H23ZM22 99V100H23ZM29 97H28V101H29ZM55 99H56V97H55ZM54 99V100H55ZM64 99H63V102H64ZM78 99V98H77ZM84 100H86L85 98H83ZM88 99V100H89ZM91 99V100H92ZM98 99V100H99ZM113 99H111V100H113ZM125 99V100H126ZM131 99V98H130ZM171 99H173V98H171ZM176 99V100H175ZM35 100H36V98H35ZM43 100V99H42ZM42 100L40 101V102H42ZM49 100V99H48ZM74 100V99H73ZM105 100V99H104ZM108 100V99H107ZM107 100H105V101H107ZM122 100V99H121ZM119 101L121 104H122V101H125V100H122V101ZM128 100L127 101H125V102H127V104L130 102H128ZM161 100V99H160ZM15 101H16V99H15ZM26 101V100H25ZM31 101V104L30 105H32V102H34V100L32 101V99L30 100ZM30 101L28 102V103H30ZM37 101V100H36ZM50 103L51 102H53L52 101V99L50 98ZM66 101V100H65ZM75 101V100H74ZM73 101V102H74ZM83 101V100H82ZM81 101V102H82ZM103 101V100H102ZM104 101V102H105ZM114 102H115V100H113ZM112 101V102H113ZM169 101H171L170 103H168ZM12 102V101H11ZM23 102H24V100H23ZM27 102V101H26ZM46 103L48 102V101H45ZM58 102V101H57ZM68 102V101H67ZM88 101L86 100V102H84L85 104L87 103ZM89 102H90V100H89ZM92 102V101H91ZM96 103H97V101H95ZM124 102V103H125ZM2 103V102H1ZM6 103H8V102H6ZM10 103V102H9ZM13 103V102H12ZM35 103L36 102H34V106H36V105H38V103H36V105H35ZM44 103V102H43ZM43 103H41L39 106L41 107V105L43 104ZM62 103V102H61ZM71 103V102H70ZM95 103V104H96ZM103 103V102H102ZM102 103H100V106H101V104ZM120 103H119V106H120ZM123 103V107L125 106L126 107V103L124 104ZM159 103V102H158ZM13 104H15V102L13 103ZM27 104V103H26ZM51 104H53V103H51ZM67 104V103H66ZM72 104V103H71ZM82 104V103H81ZM87 104H90V106L91 105H93L92 103H87ZM98 104V103H97ZM96 104V105H97ZM106 104V103H105ZM110 104H111V101H110ZM161 104H162V102H161ZM29 105V106H30ZM45 107H46V105H45V103L43 104ZM42 105V106H43ZM99 105V104H98ZM158 105H160V103L158 104ZM12 106V105H11ZM34 106H32L31 107V109L32 108H34ZM38 106V107H39ZM43 106V108H44V110H46V108ZM49 105L47 104V107H48ZM51 107H52V105H50ZM49 106V107H50ZM55 106V104L53 105V107ZM70 106V105H69ZM84 106V105H83ZM99 106V108H101L102 109V106H103V109L101 110V112L104 110V112L103 113H101L99 110H98V113L100 112L101 113V115H102V117H103V115L106 113V112H109L110 113V111H108V107L107 106H105L104 107V104H102V106L100 107ZM127 106H129V105H127ZM161 106H163V105H160V107ZM171 106V105H170ZM14 107H16V106H14ZM49 107H48V109H49ZM61 107H62V105H61ZM64 107V106H63ZM68 107V106H67ZM67 107H64L65 109H67V111L69 110ZM95 107V106H94ZM107 107V108H106ZM121 107H122V105H121ZM159 107V108H160ZM166 107V106H165ZM165 107H164V110L165 111H163V112H166L167 110L165 109ZM11 108V107H10ZM35 108H37V107H35ZM75 108V107H74ZM104 108H106L107 109V111H105V109ZM127 108H130V106L129 107H127ZM140 108V110L142 109H144L143 108V106H142V104H141V107H139ZM157 108H158V106H157ZM156 108V109H157ZM168 108V107H167ZM170 108V107H169ZM47 109V110H48ZM76 109V108H75ZM80 109H82L81 107H79V110ZM89 109H92L93 111L92 112H90V110L88 111L89 113H92L93 114V112L96 114L97 112L94 110V108H93V106H92V108H89ZM163 109V108H162ZM37 110H40V109H37ZM41 110H43L42 109V107H41ZM47 110L45 111V112H47ZM53 110H55V108H53L52 109V111ZM72 110V109H71ZM70 110V111H71ZM78 110V107H77V112L78 113H80V114H82L83 115V113L85 114L84 116H87V114L85 113L86 112V110L85 111H83V113H81V111H79ZM83 110V109H82ZM141 110V111H142ZM34 111V110H33ZM62 111H64V110H62ZM75 112H74V114L75 113H77L76 112V110H74ZM139 111L140 112V115H142L141 113H144L145 111ZM157 111H158V109H157ZM69 112V111H68ZM87 112V113H88ZM163 112H162V116H163ZM35 113V112H34ZM48 113V112H47ZM65 113V115H66V112H64ZM97 113V114H98ZM124 113V112H123ZM127 113V112H126ZM125 113V114H126ZM157 113V112H156ZM52 114V113H51ZM55 113L53 112V115H54ZM63 114V113H62ZM95 114L92 116V117H94L95 116ZM108 113H106V115H105V118H106V116L108 117V118H110L108 115H107ZM145 114H147L146 112H145ZM158 115H159V113H157ZM170 114V115H171ZM56 116H57V114H55ZM54 115V116H55ZM72 115V114H71ZM114 115V114H113ZM131 115V114H130ZM148 115V114H147ZM153 115H155V114H153ZM152 115V116H153ZM160 115H161V113H160ZM36 116V115H35ZM66 116H68V115H66ZM65 116V117H66ZM81 116V115H80ZM98 116V115H97ZM100 116V115H99ZM120 116V115H119ZM119 116L118 117H116L115 119H114V123L115 124H118V123H122V124H124L123 122L124 121H129V120H125V116H122V113H121V116H122V118H124V120L123 119H120L119 118ZM120 116V117H121ZM151 116V115H150ZM149 116V117H150ZM152 116L150 117V121H152L151 120V118H152ZM155 116H157V115H155ZM61 117V116H60ZM75 117V116H74ZM96 117V116H95ZM101 117V116H100ZM102 117H101V119H99V118H97L96 120H98L99 119V121L101 120L102 121V123H105L104 121H105V119H104V121L102 120ZM142 117H144V116H142ZM145 117H147V116H145ZM144 117V118H145ZM149 117L148 118H145V119H149ZM161 117V116H160ZM78 118H80V117H78ZM104 118V117H103ZM131 118V116H129V115H127L126 116V119H130ZM134 118V117H133ZM132 118V119H133ZM139 118V117H138ZM153 118H155V117H153ZM64 119V118H63ZM67 119V121H70V120H68V119H70V118H66ZM131 119V120H132ZM157 119V118H156ZM156 119H153L154 121H156ZM159 119V118H158ZM157 119V120H158ZM256 119H259L258 118V116H257V118ZM262 119H264V116H263V118ZM72 120H73V118H72ZM78 120V119H77ZM90 120V119H89ZM110 120V119H109ZM140 120H142V119H140ZM260 120V119H259ZM94 121V120H93ZM98 121V122H99ZM101 121H100V123H101ZM108 121V119L106 120V122ZM112 121V120H111ZM121 121H123V122H121ZM138 121V120H137ZM137 121H136V123H137ZM154 121H152V123L154 122ZM163 121H161L160 119L158 120V121H156V123L158 122L159 123V125L161 124V122L163 123ZM263 122L262 123H264V120H262ZM27 122V121H26ZM71 122V121H70ZM75 122V121H74ZM149 122V121H148ZM246 122H248V123H250V125H247V126H245V124H246ZM29 123V122H28ZM36 123V122H35ZM38 123V122H37ZM69 123V122H68ZM90 123H93V122H90ZM96 123V122H95ZM94 123V124H95ZM109 125L107 126L108 128H110L109 126H111L110 125V121L109 122H107ZM107 123H105V124H103V125H107ZM130 123V122H129ZM132 124L134 123V124H136L135 123V120H134V122H133V120H132V122H131ZM130 123V124H131ZM143 123H145V124H143V125H146V123L147 122H145V120H144V122ZM151 123V122H150ZM39 124V123H38ZM93 124V125H94ZM97 124V123H96ZM126 124V123H125ZM129 124V125H130ZM132 124L130 125V126H132ZM149 124V123H148ZM147 124V125H148ZM169 124V125H170ZM244 124V125H243ZM28 125V124H27ZM68 125V124H67ZM66 125V126H67ZM102 125V126H103ZM118 125H120V124H118ZM127 125V124H126ZM155 125V124H154ZM60 126H62V124L60 125ZM64 126V125H63ZM62 126V127H63ZM97 126V125H96ZM98 126H99V123H98ZM101 126V128H104V127H102ZM130 126L128 127V128H130ZM134 126V125H133ZM167 126V125H166ZM171 126V125H170ZM106 127V128H107ZM114 127V126H113ZM117 127H119V126H117ZM122 127V126H121ZM149 127H151V126H149ZM159 127H162V124L159 126ZM179 127V128H180ZM257 127V128H256ZM50 128V127H49ZM64 128H65V126H64ZM72 128V127H71ZM70 128V129H71ZM100 128V126H99V129H101ZM115 128V127H114ZM134 128V127H133ZM136 128H137V126H136ZM166 128V127H165ZM197 128V127H196ZM67 129H68V127H67ZM66 129V130H67ZM112 128H110V130H111ZM131 129H132V127H131ZM131 129H130V132H129V130H127L128 132H125L126 130H124V132L127 134V133H131ZM135 129V128H134ZM133 129V130H134ZM149 129V128H148ZM158 129L159 128H157V131H158ZM164 129V128H163ZM187 129L188 130H190L188 127H187ZM186 129V130H187ZM203 129V128H202ZM47 130V129H46ZM53 131L55 130V129H52ZM63 130V129H62ZM61 130V131H62ZM76 130V129H75ZM105 129H103V132H106V131H104ZM107 130V129H106ZM109 130V129H108ZM117 130H119V132H120V134H121V129H119V128H117ZM146 130V129H145ZM144 130V131H145ZM156 130V129H155ZM155 130H153L152 132H153V134H154V131ZM180 130V129H179ZM187 130V131H188ZM192 130H195L194 128L192 129ZM13 131V130H12ZM34 131V130H33ZM41 131H43L42 129H41ZM56 131H58V130H56ZM60 130L58 131V132H61ZM64 131V130H63ZM62 131V132H63ZM67 131H69V130H67ZM66 131V132H67ZM74 131V130H73ZM101 131V130H100ZM176 131V130H175ZM187 131H185L186 133H185V135L187 134ZM191 131V130H190ZM198 131V130H197ZM40 132V131H39ZM50 132V131H49ZM52 132V131H51ZM71 131H69L68 132V135H69V133H70ZM75 132L76 131H74V132H72V134H74L75 135ZM102 132V133H103ZM110 132V131H109ZM112 132V131H111ZM110 132V133H111ZM115 132H117L116 131V129H115ZM135 132V131H134ZM137 132H139V131H137ZM146 132V131H145ZM151 132V133H152ZM161 132V131H160ZM165 132V131H164ZM263 132H264V129H263ZM41 133V132H40ZM44 133V132H43ZM42 133V134H43ZM87 133V132H86ZM124 133V134H125ZM150 133V132H149ZM161 133H163V132H161ZM192 133V132H191ZM201 133V132H200ZM31 134V133H30ZM51 134H53V132L51 133ZM92 134V133H91ZM125 134V135H126ZM137 134V133H136ZM138 134H140V133H138ZM147 134V133H146ZM159 134V133H158ZM165 134V133H164ZM179 134V133H178ZM181 134V133H180ZM184 134V133H183ZM192 134H194L195 135V132H193ZM252 134H253V132H252ZM254 134H255V132H254ZM19 135V134H18ZM41 135V134H40ZM62 135V134H61ZM64 135H66V134H64ZM99 135V134H98ZM106 135H107V133H106ZM113 135V134H112ZM140 135H142V134H140ZM157 135V134H156ZM185 135H184V137H185ZM202 134H200V137L201 138H203L204 136H201ZM14 136V135H13ZM70 136V135H69ZM69 136H68V139H69ZM76 136V135H75ZM86 136V135H85ZM83 137L84 139L85 138H90V137H88L89 135H87L86 137ZM93 136V135H92ZM111 136V135H110ZM109 136V137H110ZM151 136V135H150ZM162 136V135H161ZM165 136V135H164ZM164 136H162V137H164ZM174 136V135H173ZM179 136V135H178ZM246 136V135H245ZM35 137V136H34ZM52 137V136H51ZM65 137V136H64ZM63 137V138H64ZM94 137H95V135H94ZM102 137V136H101ZM106 136H104V138H105ZM111 137H113V136H111ZM120 137V136H119ZM148 137V136H147ZM158 137V136H157ZM160 137V136H159ZM183 137V138H184ZM195 136H193V138H194ZM198 137V136H197ZM3 138V137H2ZM13 138V137H12ZM33 138V137H32ZM55 138V137H54ZM97 138V137H96ZM118 138V137H117ZM116 138V139H117ZM146 138V137H145ZM188 138H189V136H188ZM192 138V139H193ZM205 138H206V136H205ZM248 138H250L249 136H248ZM260 136L258 137V139H256V140H260ZM15 139V138H14ZM58 139H61L62 140V136L60 137V135H59V137H57L55 140H57L58 142H59V140ZM67 139V138H66ZM64 140V141H67V140ZM72 139H73V137H72ZM83 139V140H84ZM92 139V138H91ZM90 139V140H91ZM98 139V138H97ZM109 139V138H108ZM142 139V138H141ZM158 139V138H157ZM172 139H173V137H172ZM171 139V141H170V139H168V136H167V139H166V137L164 138V141L167 143V140H169L168 141V143L167 144H164V141H163V138L162 139H160L161 141H163L162 142V144H164L165 146L164 147H161V145H158L157 147H156V145H154V142L153 143H151V144H153V145H151V144H149L150 146H151V148H152V150H154V155H152L151 157H152V159L156 162V166L154 167L155 169H153V170H155V171H153L152 170V172H149L150 173V175L151 174H153L154 172L157 174L156 176H158L157 178L158 179H156L155 178V174L154 175H152V178H150V179H152V183H153V185H156V184H154V183H156V181L155 180H157V181H159V182H163L164 180V178L163 179H161L162 177H164V176H172L171 174H173L174 172H172L171 174L170 173H168V171H171V169L172 170H174L177 166V164L178 163H176V162H178L177 160L181 157V156H179V158L177 159L176 157H178V156H176V153L174 152V149L175 148H177L176 147V144L177 143H180V141L178 142V141H176V140H172ZM181 139V138H180ZM198 139V140H199ZM240 139V138H239ZM243 139H245L244 137H243ZM262 139V138H261ZM264 139V138H263ZM10 140V139H9ZM51 140H52V138H51ZM51 140H50V142H51ZM55 140L53 139V141L55 142ZM60 140V141H61ZM89 140V141H90ZM145 140H147V139H145ZM152 140V139H151ZM179 140V139H178ZM189 140V139H188ZM188 140H186V142L188 141ZM195 140V139H194ZM241 140V139H240ZM253 140V139H252ZM251 140V141H252ZM81 141V140H80ZM85 141V140H84ZM95 141V140H94ZM106 141V140H105ZM176 141V142H175ZM192 141V140H191ZM25 142V141H24ZM34 142H35V140H34ZM69 142V141H68ZM67 142V143H68ZM75 142V141H74ZM101 142V141H100ZM113 142V141H112ZM157 142V141H156ZM155 142V144H159V143H156ZM159 142V141H158ZM183 142H184V145H185V140H183ZM190 141H188V143H189ZM193 142V141H192ZM195 142V141H194ZM199 142V141H198ZM241 142V141H240ZM243 142V141H242ZM245 142V141H244ZM246 142H248V141H246ZM27 143V142H26ZM32 143V142H31ZM53 143V142H52ZM66 143V142H65ZM66 143V144H67ZM71 143V142H70ZM78 143V145L81 143H79V142H77ZM84 143H86V144H88V140L86 139V142H84ZM91 144H93V145H95V146H97V147H99V144H95V142L93 143V140L90 142ZM98 143V142H97ZM139 143V142H138ZM161 143V142H160ZM182 143V142H181ZM47 143H45V145H46ZM65 144V146H64V152L62 153V156L61 155H59V144L56 146V144H55V146H53V144H49L48 143V146H45L44 144H40V143H34L33 144V147H32V155H34L35 156V158L36 159H39V161L41 162L42 161V159L40 160V158H42V156H46L47 157V159H49V161H55L57 164H60L61 162L63 163L64 161H67L68 162V164H70L69 163V161L67 160L68 158H70V157H72V156H75V155H73L74 154V151L75 150H73L68 144L66 145ZM74 144V143H73ZM102 144H105V143H100V145L103 147L104 145H102ZM142 144V143H141ZM198 144V143H197ZM196 144V145H197ZM254 144V143H253ZM264 144V143H263ZM11 145H13V144H11ZM30 145V144H29ZM64 145V144H63ZM63 145H62V147H63ZM75 146H76V144H74ZM81 145H82V147L83 146H85V144H83V143H81ZM92 145V146H93ZM106 145V144H105ZM139 145H140V143H139ZM195 145V146H196ZM255 145V144H254ZM16 146V145H15ZM14 146V147H15ZM100 146V147H101ZM107 146V145H106ZM160 146V147H159ZM179 146V145H178ZM189 147H191L190 145H188ZM194 146V147H195ZM31 147V146H30ZM81 147V146H80ZM96 147V148H97ZM111 147V146H110ZM139 147V146H138ZM137 147V148H138ZM146 147V146H145ZM193 146L191 147V148H194ZM261 147V146H260ZM262 147H263V145H262ZM262 147H261V149H262ZM61 148V147H60ZM78 148H79V146H78ZM84 149H86L87 150V148H85V147H83ZM105 148V147H104ZM113 148V147H112ZM111 148V149H112ZM127 148V147H126ZM143 148V147H142ZM141 148V149H142ZM183 148H185V146L183 147ZM188 148V147H187ZM255 148V147H254ZM14 149V148H13ZM26 149V148H25ZM30 149V148H29ZM88 149H91V148H88ZM100 148H98V151L97 152H100V150H99ZM106 149V148H105ZM146 149V148H145ZM197 149V148H196ZM258 149H259V147H258ZM3 149H1V151H2ZM81 150H82V148H81ZM95 150H97V149H95ZM103 150V149H102ZM113 150H114V148H113ZM130 150V149H129ZM176 150H179L178 148L176 149ZM184 149H181L180 151H181V153H180V155L184 152L183 151ZM194 149H192V151H193ZM198 150V149H197ZM18 151V150H17ZM23 152H24V150H22ZM79 151V150H78ZM92 151V150H91ZM94 151V150H93ZM106 151H107V149H106ZM122 151H123V148H122ZM134 151H135V149H134ZM138 151H141L140 150V148H139V150H137V152ZM144 151V150H143ZM183 151V152H182ZM189 151V150H188ZM196 151V150H195ZM11 152V151H10ZM25 152H27V151H25ZM76 152V151H75ZM102 152V151H101ZM100 152V153H101ZM115 152H117V153H119L118 152V150L116 151L115 150ZM132 152V151H131ZM149 152H151L150 150H149ZM179 152V151H178ZM177 152V153H178ZM187 152V151H186ZM197 152H199V150L197 151ZM197 152H195V154L197 153ZM206 152V151H205ZM257 152H256V154H257ZM2 153H4V151H2ZM13 153V152H12ZM79 153V152H78ZM85 153V152H84ZM88 153V152H87ZM92 153V152H91ZM96 153V152H95ZM94 153V154H95ZM99 153V154H100ZM106 153V152H105ZM114 153V152H113ZM135 153V152H134ZM152 153V152H151ZM200 153H202L201 151L199 152V154H197V155H200ZM204 153V152H203ZM202 153V154H203ZM222 153V152H221ZM262 153V152H261ZM264 153V152H263ZM262 153V154H263ZM4 154H6V153H4ZM8 154V153H7ZM17 154V153H16ZM28 154H30V153H28ZM115 154V153H114ZM126 154H128V153H126ZM137 154H139V153H137ZM148 154V153H147ZM150 154V153H149ZM153 154V153H152ZM184 154L185 153H183L182 155L184 156ZM194 154V153H193ZM228 154V153H227ZM231 154V153H230ZM233 154V155H234ZM260 154V153H259ZM12 155V154H11ZM14 155V154H13ZM120 155H121V152H120ZM123 155H125V152H124V154ZM132 155V154H131ZM131 155H128V156H131ZM188 155V154H187ZM226 155V154H225ZM234 155V156H235ZM258 155V154H257ZM261 155V154H260ZM8 156L10 157V153H9V155H7V159H8ZM61 156V157H60ZM78 156H83V158H84V155H82V154H78ZM88 156V155H87ZM97 156V155H96ZM102 156V155H101ZM136 156V155H135ZM191 156V155H190ZM189 156V157H190ZM234 156H232V157H234ZM15 157V158H14ZM14 160L10 163V165L8 166V170L5 168V167H3L1 164H0V166L1 167H3V172L5 171V169H6V172L5 173H9L10 174V176H12V178L9 176L8 178L9 179H11V180H13V181H15L17 184H19L20 185V181L23 179L24 180V178H22V176L27 172V170H28V165H27V160H29V158L26 160L25 159V163L24 162H22L23 161V156H22V161H21V157L20 156H18V155H14ZM85 157H86V155H85ZM134 157V156H133ZM149 157V156H148ZM207 157V156H206ZM221 157V156H220ZM255 157H257V156H255ZM0 158H2V160L1 161H5V162H7V159L5 160V159H3L4 158V155L1 157L0 156ZM79 158V157H78ZM81 158V157H80ZM88 158V157H87ZM90 158V157H89ZM88 158V159H89ZM92 158V157H91ZM115 158V157H111V162H112V164L113 163H117V162H114V161H112L113 159ZM124 158V157H123ZM123 158H119L120 160H122ZM130 157H128V159H129ZM138 158V157H137ZM146 158V157H145ZM184 158V157H183ZM198 158V157H197ZM75 159L77 160V158L75 157ZM99 160H100V157L98 158ZM119 159H118V161H119ZM128 159H127V161H126V163L128 164ZM136 159V158H135ZM191 159V158H190ZM221 159V158H220ZM228 159H229V157H228ZM231 159V158H230ZM253 159H255V158H253ZM261 159V158H260ZM10 160V158L8 159V161ZM31 160L32 159H30L29 160V162H31ZM70 160H72V159H70ZM76 160H74V161H76ZM102 160V159H101ZM104 160V159H103ZM124 160H126V155H125V159ZM132 159L130 158V161H131ZM138 160V159H137ZM147 160H150L151 162H152V160H151V158L149 159H147ZM146 160V161H147ZM184 160H186L187 161V159H186V156H185V159ZM200 160V159H199ZM235 160V159H234ZM240 160H241V158H240ZM243 160V159H242ZM34 160H32V162H33ZM37 161V160H36ZM61 161V162H60ZM88 161V160H87ZM96 161H98V160H96ZM110 161V160H109ZM116 161H117V158H116ZM185 161V162H186ZM238 161H239V159H238ZM238 161H237V163H238ZM251 161V160H250ZM249 161V162H250ZM32 162L30 163V164H32ZM35 162V161H34ZM38 162V161H37ZM37 162H35L34 164H36ZM54 162V163H55ZM71 162V161H70ZM100 161H98V163H99ZM120 162V161H119ZM118 162V163H119ZM123 162V161H122ZM125 162V161H124ZM131 162H135V160L134 161H131ZM180 162V161H179ZM192 162V161H191ZM220 162V161H219ZM224 162H225V160H224ZM241 162V161H240ZM239 162V163H240ZM247 162V161H246ZM252 162V161H251ZM256 162V161H255ZM263 162V161H262ZM72 163V162H71ZM121 163V162H120ZM125 163V164H126ZM130 163V162H129ZM144 163V162H143ZM188 163V162H187ZM190 163V162H189ZM188 163V164H189ZM220 163H222V162H220ZM235 162H233V164H234ZM244 163V162H243ZM253 163H254V161H253ZM261 163V162H260ZM48 164V163H47ZM47 164H46V166H47ZM50 164V163H49ZM48 164V165H49ZM75 164V163H74ZM95 164L96 163H94V166H93V169H95V170H97L98 168L100 169L102 166V164L101 163H99V164H101L99 167H97L96 168V166H95ZM112 164H110V165H112ZM137 164V163H136ZM153 164V163H152ZM182 164V163H181ZM223 164V163H222ZM229 164V163H228ZM259 164V163H258ZM4 165V164H3ZM33 165V164H32ZM31 165V166H32ZM71 165V164H70ZM105 165V164H104ZM103 165V166H104ZM108 165V164H107ZM120 165V164H119ZM121 165H123V163H121ZM129 165V164H128ZM130 165H131V163H130ZM138 165V164H137ZM145 165V164H144ZM194 165V164H193ZM237 165V164H236ZM243 165V164H242ZM245 165V164H244ZM261 165H262V163H261ZM6 166V165H5ZM45 166V165H44ZM54 166V165H53ZM60 166V165H59ZM58 165L56 166V167H54V168H57V167H59ZM63 166V164L61 165V167ZM66 166V165H65ZM65 166H63V167H65ZM89 166V165H88ZM113 166V165H112ZM116 166V165H115ZM124 166H126V167H124V169L126 168V169H128L127 168V165H124ZM132 166V165H131ZM131 166H128L129 168L131 167ZM176 166V167H175ZM224 166V165H223ZM230 166H231V164H230ZM235 166V165H234ZM247 166H248V164H247ZM40 167V166H39ZM49 167V166H48ZM61 167H59V168H61ZM105 167V166H104ZM109 167V166H108ZM111 167V166H110ZM109 167V168H110ZM117 167V169L116 170H118V168H120V166H116ZM132 167H134V164H133V166ZM131 167V168H132ZM141 167H143V166H141ZM147 167V166H146ZM153 166H151L150 168H152ZM218 167V166H217ZM229 167V166H228ZM245 167V166H244ZM32 168H34V167H32ZM44 170H43V169ZM52 168V167H51ZM50 168V169H51ZM92 168V167H91ZM106 168V167H105ZM121 168H122V166H121ZM174 168V169H173ZM186 168V167H185ZM195 167H192L191 169H194ZM206 168V167H205ZM204 168V169H205ZM208 168H210L209 166H208ZM230 169H231V167H229ZM233 168V167H232ZM247 168V167H246ZM249 168V167H248ZM30 169V168H29ZM40 169H42V172L43 171H45V170H47V168L45 167H41ZM40 169H38V170H40ZM49 169V168H48ZM62 169V168H61ZM76 169V168H75ZM107 169V168H106ZM111 169H113V167L111 168ZM125 169V170H126ZM137 169V168H136ZM145 169H147V168H145ZM177 169V168H176ZM175 169V171H177ZM179 170H181L180 169V167L178 168ZM207 169V168H206ZM212 169V168H211ZM234 169L235 170H237L235 167H234ZM242 169V168H241ZM252 169V168H251ZM261 169V168H260ZM259 169V171H261ZM263 170H264V168H262ZM55 170V169H54ZM58 170V169H57ZM64 170H65V168H64ZM100 170H105L104 168L103 169H100ZM114 171V172H117V171ZM121 170H123V169H121ZM135 170V169H134ZM133 170V171H134ZM142 170V169H141ZM198 170V169H197ZM196 168H195V170H193V171H195V172H193V173H195V177L198 179V176H197V174H196ZM218 170V169H217ZM220 170V169H219ZM239 170V169H238ZM263 170H262V172H263ZM1 171V172H2ZM8 171V172H7ZM60 171V170H59ZM90 171V170H89ZM129 171V170H128ZM132 171V172H133ZM145 171V170H144ZM150 171H151V169H150ZM183 171V170H182ZM198 171H200L198 174H200V173H202L201 172V170H198ZM207 171V170H206ZM205 171V172H206ZM226 171V170H225ZM232 171V170H231ZM241 171V170H240ZM249 171H250V169H249ZM252 171H253V169H252ZM36 172V171H35ZM38 172H40V171H38ZM65 172V171H64ZM91 172H92V169H91ZM96 172H98V171H96ZM109 172V171H108ZM107 172V173H108ZM111 172V171H110ZM114 172H113V174H114ZM121 172V171H120ZM123 172H124V170H123ZM132 172H130V173H132ZM138 172V171H137ZM136 172V173H137ZM186 172V171H185ZM188 172V171H187ZM191 172V171H190ZM189 172V173H190ZM203 172H204V170H203ZM220 172H222V171H220ZM229 172V171H228ZM237 172V171H236ZM243 172V171H242ZM251 172V171H250ZM4 173V174H5ZM33 173V172H32ZM51 173V172H50ZM53 173V172H52ZM58 173V172H57ZM60 173H61V171H60ZM59 173V174H60ZM95 173V172H94ZM119 173V172H118ZM117 173V174H118ZM145 173V172H144ZM149 173H147L148 175H149ZM176 173V172H175ZM238 173V172H237ZM236 173V174H237ZM30 174V173H29ZM36 174V173H35ZM45 174H47V173H45ZM48 174H49V171H48ZM55 174V173H54ZM62 174V173H61ZM64 174V173H63ZM67 174V173H66ZM70 174V173H69ZM99 174V173H98ZM100 174H101V171H100ZM104 174V173H103ZM109 174H111V173H109ZM112 174V175H113ZM116 174V175H117ZM133 174V173H132ZM205 174V173H204ZM216 174V173H215ZM244 174V173H243ZM250 174H252V173H249V175ZM1 175V174H0ZM3 175V174H2ZM6 175V174H5ZM8 175V174H7ZM6 175V176H7ZM34 175V174H33ZM40 174H38V176H39ZM41 175H42V173H41ZM93 175H95V174H93ZM120 175V174H119ZM137 175H139V176H142V177H144V175L141 173V175L139 174V172H138V174ZM149 175V176H150ZM177 175V174H176ZM187 175V174H186ZM186 175L184 176V175H182V176H180V177H177L176 176V180H178V181H180V180H185V179H187V177H186ZM219 175H220V173H219ZM248 175V173H247V176H249ZM26 176V175H25ZM37 176V175H36ZM50 176V175H49ZM62 176V175H61ZM72 176V175H71ZM77 176V175H76ZM96 176H97V174H96ZM103 177H104V175H102ZM107 176V175H106ZM110 176V175H109ZM153 176H154V178H153ZM170 176H169V180H170ZM201 176V175H200ZM214 176V175H213ZM218 176V175H217ZM216 176V177H217ZM224 176V175H223ZM243 176V175H242ZM27 177H28V180H30L31 178V176H26V178H25V180L27 179ZM54 177V176H53ZM52 177V178H53ZM60 177V176H59ZM70 177V176H69ZM69 177H66L65 176V178H64V182H65V184L67 185V183H66V181L68 180V178ZM112 177V176H111ZM115 177V176H114ZM113 177V178H114ZM118 177V176H117ZM131 177H133L132 175L130 176V178ZM136 177V176H135ZM172 177H175V176H172ZM188 177H189V175H188ZM3 178V177H2ZM5 178H7V177H5ZM34 177L32 176V179H33ZM38 178V177H37ZM57 178V177H56ZM62 178V177H61ZM80 178H81V176H80ZM93 178V177H92ZM91 178V179H92ZM116 178V177H115ZM166 177H165V179H167ZM185 178V179H184ZM193 178H194V176H193ZM213 178V177H212ZM222 178V177H221ZM228 178V177H227ZM240 178V177H239ZM244 179L245 178H247L248 179V177H243ZM1 179V178H0ZM8 179V180H9ZM41 179V178H40ZM47 179V178H46ZM58 179V178H57ZM63 179V178H62ZM62 179H59V180H62ZM71 179H72V177H71ZM103 179V178H102ZM117 179V178H116ZM121 179V178H120ZM132 179V178H131ZM136 179V178H135ZM138 179H139V177H138ZM138 179H136L135 181H136V183L138 182ZM143 179V178H142ZM146 179V178H145ZM149 179V180H150ZM159 179H161V180H159ZM167 179V180H168ZM175 179V178H174ZM247 179H245L246 181H247ZM251 180L252 179H255L256 181H258L257 183L258 184H264L263 183V181H264V176H262V175H258L257 177H251L250 178ZM3 180V179H2ZM1 180V181H2ZM7 180V181H8ZM10 180V181H11ZM25 180H24V182H25ZM34 180H35V182H33L32 180H30V181H32L33 182V184H35V185H37L36 183H38V181H42V180H39V179H37V181H36V179L34 178ZM49 180V179H48ZM83 180V179H82ZM81 180V181H82ZM88 180H90V179H88ZM100 180V179H99ZM115 180V179H114ZM130 180V179H129ZM173 179H171V181H172ZM189 180V179H188ZM213 180H214V178H213ZM216 180V179H215ZM222 180V179H221ZM249 181V179H248V184L250 183V185L253 183L252 181ZM0 181V182H1ZM12 181V182H13ZM29 181V182H30ZM55 181V180H54ZM58 181V180H57ZM95 181V180H94ZM93 181V182H94ZM97 181H98V179H97ZM101 181V180H100ZM108 181H109V179H108ZM128 181V180H127ZM132 181H134L133 179H132ZM134 181V182H135ZM140 181H142L141 180V177H140ZM139 181V182H140ZM151 181V180H150ZM166 181V180H165ZM164 181V182H165ZM174 181V180H173ZM182 181V182H183ZM190 181V180H189ZM193 181H195V180H193ZM197 181V180H196ZM256 181H254V182H256ZM3 182V181H2ZM15 182H13V183H15ZM28 182V181H27ZM26 182V183H27ZM28 182V183H29ZM59 182V181H58ZM57 182V183H58ZM62 182V181H61ZM72 182V181H71ZM71 182H69V183H71ZM85 182H87V179H86V181ZM89 182V181H88ZM110 182H111V180H110ZM115 182H116V180H115ZM128 182H130V181H128ZM127 182V183H128ZM139 182H138V184H139ZM147 182H148V180H147ZM158 182V183H159ZM181 182V181H180ZM186 182H187V180H186ZM218 182V181H217ZM8 184L10 183V182H7ZM23 183V182H22ZM56 183V184H57ZM74 183V182H73ZM151 183V184H152ZM160 183V184H161ZM188 183V182H187ZM195 183V182H194ZM25 184V183H24ZM64 184V183H63ZM64 184V185H65ZM88 184V183H87ZM97 184H99V183H97ZM102 184H103V182H102ZM105 184H106V182H105ZM166 184V183H165ZM170 184H172V183H170ZM169 184V185H170ZM183 184V183H182ZM186 184V183H185ZM189 184V183H188ZM256 184V183H255ZM6 185V184H5ZM29 185V184H28ZM34 185V186H35ZM60 185V184H59ZM63 185V186H64ZM77 185V184H76ZM86 185V184H85ZM94 185H96V184H94ZM94 185H92L91 184V180H90V185H88V188L89 189H91L92 191H93V187H94ZM111 185V184H110ZM131 185V184H130ZM134 185V184H133ZM158 185V184H157ZM168 185V183H167V186H169ZM177 185H180V184H178V182H177ZM187 185V184H186ZM194 184H192V186H193ZM245 186L247 185V183L246 184H244ZM249 185V186H250ZM0 186H1V184H0ZM3 186H4V184H3ZM7 186V188H9L10 186L9 185H6ZM9 186V187H8ZM14 186V185H13ZM17 186V185H16ZM15 186V187H16ZM21 186V185H20ZM27 186V185H26ZM38 186V185H37ZM62 186V185H61ZM62 186V187H63ZM98 187L99 186H101V184L100 185H97ZM97 186H95V187H97ZM105 186V185H104ZM139 186V185H138ZM161 186V185H160ZM160 186L158 185V187L160 188ZM163 186H164V183H163ZM163 186H161L162 188H163ZM166 186V187H167ZM174 186H176V185H172V187H174ZM187 186H189V185H187ZM237 186V185H236ZM255 186V185H254ZM253 186V187H254ZM260 186V185H259ZM19 186H17V188H18ZM30 187H32V184H30ZM39 187H40V185H39ZM73 187H74V185H73ZM72 187V188H73ZM97 187V188H98ZM103 187V186H102ZM165 187V186H164ZM165 187V188H166ZM172 187L170 188V189H172ZM181 187H183V185H181ZM195 187V186H194ZM194 187L192 188L193 190H195L194 189ZM260 187H262V186H260ZM1 188V187H0ZM6 187H4L3 189H5ZM12 190H13V188L12 187H10ZM21 188V187H20ZM19 188V189H20ZM66 188V186H64L63 187V189H65ZM68 188L69 189H71V187H69V185H68ZM93 188V189H92ZM104 188V187H103ZM106 188H107V186H106ZM109 188V187H108ZM125 188V187H124ZM162 188H161V190H162ZM177 188V187H176ZM189 188V187H188ZM191 188V187H190ZM196 188V187H195ZM198 188V187H197ZM257 188V187H256ZM2 189V190H3ZM11 189L9 190V189H7V190H9V191H11ZM28 189H29V186H28ZM33 189V188H32ZM35 189V188H34ZM85 189H86V187H85ZM156 189V188H155ZM182 189V188H181ZM191 189V190H192ZM36 190V189H35ZM72 190V189H71ZM81 190V189H80ZM94 190H96V189H94ZM98 190V189H97ZM96 190V191H97ZM104 190H105V188H104ZM109 190H110V188H109ZM112 190V189H111ZM110 190V191H111ZM132 190V189H131ZM156 190H159V189H156ZM160 190V191H161ZM185 190H186V188H185ZM190 190V189H189ZM1 191V190H0ZM9 191L7 192V193H9ZM19 191V190H18ZM24 191V190H23ZM22 191V192H23ZM31 191V190H30ZM29 191V192H30ZM67 191V190H66ZM66 191H65V194H66ZM74 191H76V190H74ZM96 191H95V193H96ZM99 191V190H98ZM125 191V190H124ZM133 191V190H132ZM164 191V190H163ZM181 191V190H180ZM254 191V190H253ZM15 192H17V191H15ZM21 192V191H20ZM28 192V194H30ZM86 192V191H85ZM88 192V191H87ZM94 192V191H93ZM105 192V191H104ZM158 192V191H157ZM171 192V191H170ZM1 193V192H0ZM3 193H5V192H3L2 191V193L1 194H3ZM11 193H12V191H11ZM14 193V192H13ZM26 193V192H25ZM25 193H23V194H25ZM33 193H35V192H33ZM47 193V192H46ZM73 193V192H72ZM95 193H92V194H95ZM101 193V192H100ZM111 193V192H110ZM164 193H165V191H164ZM167 193H168V191H167ZM175 194L176 193H178L179 194V192L177 191H175L174 192ZM240 193H242V191L240 192ZM264 193V192H263ZM0 194V195H1ZM10 194V193H9ZM86 194V193H85ZM89 194V193H88ZM96 194H98V193H96ZM95 194V195H96ZM119 194V193H118ZM159 194L160 195H162L161 194V192H159ZM166 194V193H165ZM32 195V194H31ZM41 195V194H40ZM39 195V196H40ZM69 195H72V194H69ZM100 195V194H99ZM104 195V194H103ZM109 195V194H108ZM111 195V194H110ZM170 195H171V193H170ZM252 195V194H251ZM2 196V199H4L3 197H4V195H1ZM1 196H0V198H1ZM12 196V197H11ZM11 196H7V198H6V203L5 204H7V201L9 202L8 204H12V203H10L11 202V198H13L14 196H13V194H11ZM17 196H18V194H17ZM37 196V195H36ZM42 196V198H43V194L41 195ZM46 196V195H45ZM49 196V195H48ZM47 196V197H48ZM66 196V195H65ZM78 196V195H77ZM105 196H106V194H105ZM105 196H104V198H105ZM169 196V195H168ZM237 196V195H236ZM8 197H10V199H8ZM22 197H27V195L26 196H22ZM32 197V196H31ZM108 197V196H107ZM106 197V198H107ZM161 197V196H160ZM163 197V196H162ZM161 197V198H162ZM165 197H166V195H165ZM235 197V196H234ZM256 198H255V201H258V205H259V207L258 208H256V206H255V209H253L252 210V207L251 208H249V209H247V206H244L243 208H240L239 210H240V212H241V214H240V217L239 218H235L237 215H238V213L237 214H235V215H232V213H231V208L228 210V211H230V214H231V217H229L230 219L232 218V216L236 219L235 221H230L229 223H232L233 225H231L230 227H228L230 230V234H231V232H236L235 230H237V229H250V228H252L251 226H254L255 227V225H252V218L253 217H257L259 220H258V225L259 226H257V227H260L263 223H264V199L262 198L263 196H261V195H256L255 196ZM29 198V197H28ZM38 198V197H37ZM66 198H68V197H66ZM78 198V197H77ZM109 198V197H108ZM129 198H130V196H129ZM168 198V197H167ZM190 198V197H189ZM231 198V197H230ZM230 198H229V202H230ZM237 198V197H236ZM8 199V200H7ZM21 199V198H20ZM31 198H29V201L30 202H26L25 200H24V202H26V203H24L22 206H23V208L24 209H26V212H25V215L23 216L22 214H24L22 211H20V212H22L20 215H19V212H17V214H18V216L16 215H14V214H11V213H13V211L11 212L10 211V209H9V211H8V209L6 210V213H7V211H8V213L9 212H11V213H9L10 215H14L15 217V219H14V221H12V223H11V228H12V231L14 232H16V233H18V234H20V235H22V236H24V237H26V236H30V234H33L34 235V233L36 234L35 236H36V239H37V247L33 250V251H39V252H37V254H39L40 253V250L42 249V251H43V248H46L47 249V247H48V249H51L52 251L55 249V246L57 245V243H58V240L60 239L59 237L58 238H45L44 237V235L46 234L44 231H45V229L47 230V228L49 227H45V229H43V230H41L40 229V227L38 226V220H37V218H36V215H38L39 213H40V217H42V218H44V222L49 218L48 217V215H45V211H47V210H45L46 208L44 207L45 205H44V202H42L41 200V203H40V201H37V200H35V199H31ZM50 199V198H49ZM72 199V198H71ZM70 199V200H71ZM110 199V198H109ZM138 199V198H137ZM136 199V200H137ZM145 199V198H144ZM144 199H142V200H144ZM172 199H174V198H172ZM234 199V198H233ZM254 199V198H253ZM1 200V199H0ZM13 200H14V198H13ZM12 200V201H13ZM135 200V199H134ZM135 200V201H136ZM165 200V199H164ZM168 200V199H167ZM180 200V199H179ZM227 200V199H226ZM232 200V199H231ZM17 199L15 200V201H13V202H16L17 203ZM20 201V200H19ZM45 201V200H44ZM135 201H133V202H135ZM138 201H140V200H138ZM138 201H136L135 203H134V205H131V206H134L135 207V209H137V212L136 211H134L135 209L133 208V207H131V208H129V209H134L133 211H131V212H133V213H129L130 214V217H128L130 220H128L129 221V224H131V225H129V227L127 226L125 229H127L128 228V232H126L127 234H126V236H127V239H129L130 241V243H131V246H130V250L129 251H125L124 249L123 250H120V249H116V248H106V250L108 249L109 250V252H108V254L110 255V262L109 261H105V259H104V261L105 262H103V264H118L119 262H121V263H124V264H132V263H130V262H133V264H138V260L142 257V256H144L145 254H146V252H147V249H146V247L145 248H143V247H141V242L139 243V239H138V237H140V236H138V234H139V232L141 231L142 232V229H147V225H152L153 224V222H155V215H154V210L155 209H150V207H152L153 208V206H147V207H149V209H145V207L142 205H140V204H138L137 202ZM166 201V200H165ZM222 201V200H221ZM221 201H219V202H221ZM237 201V200H236ZM254 201V200H253ZM128 202V201H127ZM131 202V201H130ZM132 202V203H133ZM143 202V201H142ZM150 201H148V203H149ZM175 202V201H174ZM192 202V201H191ZM223 202V203H222ZM221 203L222 204H225V202H224V200L222 201ZM227 202V201H226ZM229 202H227V203H229ZM238 202V201H237ZM237 202H236V204H234V205H237ZM240 202H242L241 200H240ZM248 202V201H247ZM1 203H2V201H1ZM0 203V204H1ZM22 203V202H21ZM140 203V202H139ZM148 203H147V201L145 202V204H147L148 205ZM150 203H152V202H150ZM149 203V204H150ZM158 203V202H157ZM221 203H218V205L219 204H221ZM227 203H226V205H227ZM232 203V202H231ZM235 203V202H234ZM243 203V202H242ZM250 203H251V201H250ZM7 204V205H8ZM141 204H143V203H141ZM153 204H155L154 202H153ZM241 204V203H240ZM245 204V203H244ZM6 205V206H7ZM47 205V204H46ZM79 205V204H78ZM111 205V204H110ZM159 205V204H158ZM162 204H160V206H161ZM180 205V204H179ZM177 206V208H179V207H181V205L180 206ZM229 205V204H228ZM227 205V206H228ZM232 205H233V203H232ZM231 205V207H233ZM242 205V204H241ZM249 205V204H248ZM2 206V205H1ZM9 206V205H8ZM6 207V208H10V207ZM11 206H13V207H15V203H13V205H11ZM18 206V205H17ZM125 206V205H124ZM146 206V205H145ZM160 206H159V208H160ZM164 206V205H163ZM174 206V205H173ZM250 206H252V205H250ZM254 206V205H253ZM47 207V206H46ZM154 207H156L155 205H154ZM175 208H176V206H174ZM211 207V206H210ZM209 207V208H210ZM215 207V206H214ZM230 206H228V208H229ZM239 207V206H238ZM3 208V210L5 209L4 207H2ZM158 208V207H157ZM169 208V207H168ZM183 208V207H182ZM211 208H213V207H211ZM254 208V207H253ZM12 209V208H11ZM110 209V208H109ZM139 209H141V210H143V211H145L144 212V214H141V212H139L138 210ZM161 209V208H160ZM165 209V208H164ZM232 209H234V207L232 208ZM1 210V209H0ZM2 210V211H3ZM13 210V209H12ZM15 210V209H14ZM52 210V209H51ZM94 210V209H93ZM111 210V209H110ZM113 210V209H112ZM153 210V211H152ZM198 210V209H197ZM196 210V211H197ZM204 210V209H203ZM203 210H202V212H203ZM205 210H207V208L205 209ZM225 210V209H224ZM2 211H1V213H2ZM5 211V210H4ZM49 211V210H48ZM165 211H167L166 209H165ZM211 212H212V210H210ZM222 211V210H221ZM228 211H227V213H228ZM16 212V211H15ZM43 212V214H41ZM52 212V211H51ZM54 212V211H53ZM129 212H130V210H129ZM157 210H156V214H157ZM160 212H162L163 213V209L162 210H160ZM192 212H194V211H192ZM201 211H200V213H202ZM219 212V211H218ZM4 213V212H3ZM7 213V214H8ZM48 213V212H47ZM55 213V212H54ZM159 213V212H158ZM173 213V212H172ZM199 213V212H198ZM198 213H195V214H198ZM213 213V212H212ZM236 213V212H235ZM5 214V213H4ZM59 214V213H58ZM109 214H111V213H109ZM123 214V213H122ZM128 214V213H127ZM128 214V215H129ZM168 215H169V213H167ZM174 214V213H173ZM194 214V215H195ZM221 214H222V212H221ZM43 215V216H42ZM55 215V214H54ZM60 215V214H59ZM59 215H57V216H59ZM65 215V214H64ZM102 215V214H101ZM158 215V214H157ZM161 215V214H160ZM201 215V214H200ZM206 215V214H205ZM220 215V214H219ZM1 216H2V214H1ZM94 216H96V217H93V218H95L94 220H91V221H88V222H91L92 224H94V225H96V227L95 228H93V230H96L97 232H98V228L100 229V230H102L103 231V228L105 227V223H104V220H102L101 218H100V215L98 214V216H99V218H98V216L97 215H94ZM104 216V215H103ZM115 216H117V215H115ZM159 216V215H158ZM165 216V215H164ZM163 216V217H164ZM170 216H172V215H170ZM180 216V215H179ZM198 216V215H197ZM196 216V217H197ZM215 216V215H214ZM251 216V217H250ZM7 217V216H6ZM53 217V216H52ZM121 217V216H120ZM162 217V216H161ZM160 217V218H161ZM162 217V218H163ZM173 217H174V215H173ZM175 217H177V216H175ZM181 217H182V215H181ZM181 217H178V218H180L181 219ZM192 217H193V215H192ZM203 217H205V216H203ZM219 217V216H218ZM224 217V216H223ZM3 218H5V216H3ZM12 218V217H11ZM10 218V219H11ZM54 218V217H53ZM55 218H57V217H55ZM90 218H91V215H90ZM92 218V219H93ZM106 218V217H105ZM110 217L108 216V219H109ZM125 218H126V215H125ZM182 218H184V217H182ZM188 218V217H187ZM207 219H208V217H206ZM220 218V217H219ZM228 218V217H227ZM226 218V219H227ZM2 219V218H1ZM7 219V218H6ZM10 219H9V217H8V219L7 220H9L10 221ZM40 219V218H39ZM50 219V218H49ZM58 219V218H57ZM73 219V218H72ZM71 219V220H72ZM157 219H159V218H157ZM217 219V218H216ZM221 219V218H220ZM220 219H218V220H220ZM229 219V220H230ZM252 219V220H251ZM4 220V219H3ZM11 220H13V219H11ZM41 220H43V219H41ZM40 220V221H41ZM85 220V219H84ZM88 220H90V219H88ZM107 220V219H106ZM124 220V219H123ZM153 220V221H152ZM178 220V219H177ZM188 220H189V218H188ZM213 220V219H212ZM6 221V220H5ZM8 221V222H9ZM48 221V220H47ZM57 220H55V222H56ZM110 221V220H109ZM125 221V220H124ZM124 221H122V223L124 222ZM160 221H162V219L160 220ZM164 221L166 222V226H168V225H171V223L173 222V219L172 218H168V217H165V219H164ZM198 221V220H197ZM206 221V220H205ZM210 221V220H209ZM209 221H207V223L209 222ZM222 221H223V219H222ZM225 221V220H224ZM43 222V221H42ZM52 222V221H51ZM55 222H52L53 224L55 223ZM106 222V221H105ZM108 222V221H107ZM115 222H117L118 223V221H117V219L115 220ZM114 222V223H115ZM157 222V221H156ZM177 222V221H176ZM175 221L173 222V223H176ZM181 222V221H180ZM180 222H178V223H180ZM191 222V221H190ZM201 222V221H200ZM199 222V223H200ZM219 222H221V221H219ZM51 223V224H52ZM105 225H104V224ZM110 223H112V222H110ZM116 223V224H117ZM121 223V222H120ZM119 223V224H120ZM126 223H128V222H126ZM161 223V222H160ZM162 223H163V221H162ZM183 223V222H182ZM188 223V222H187ZM194 223V222H193ZM206 223V224H207ZM210 223V222H209ZM211 223H214V222H211ZM224 223V222H223ZM222 223V224H223ZM228 223V224H229ZM48 224H50V223H48ZM57 224V223H56ZM83 224V223H82ZM90 224V223H89ZM155 224V223H154ZM157 224V223H156ZM159 224V223H158ZM164 224V223H163ZM186 224V223H185ZM189 224V223H188ZM187 224V225H188ZM203 224V223H202ZM201 224V225H202ZM205 224V225H206ZM86 227H87V225L86 224H84ZM83 225V226H84ZM113 225L114 224H112V228H110L109 230H108V232L111 230V231H113ZM126 225V224H125ZM177 225V224H176ZM186 225V226H187ZM193 225V224H192ZM216 226H217V224H215ZM6 226H8L7 224H6ZM10 226V225H9ZM77 226V225H76ZM107 226V225H106ZM110 227H111V225H109ZM118 226V225H117ZM146 226V227H145ZM157 226H159V225H157ZM173 226V225H172ZM229 226V225H228ZM50 227H52V226H50ZM49 227V228H50ZM58 227V226H57ZM108 227V226H107ZM154 227V226H153ZM159 227H161V226H159ZM174 227V226H173ZM189 227V226H188ZM188 227H187V229H188ZM209 227V226H208ZM224 229H225V227L224 226H222ZM8 228V227H7ZM6 228V229H7ZM44 228V227H43ZM92 228V227H91ZM114 228H116L115 226H114ZM156 228V227H155ZM154 228V230H156ZM161 228H163V226L161 227ZM190 228H191V226H190ZM215 228V227H214ZM262 228V227H261ZM260 228V229H261ZM55 229V228H54ZM60 231H64L63 230V228H61L60 227ZM84 229L85 230H87L85 227H84ZM105 229V228H104ZM122 229V228H121ZM120 229V230H121ZM148 229H150V228H148ZM169 229V228H168ZM170 229H171V227H170ZM183 229H186V228H183ZM193 229V228H192ZM218 229V228H217ZM253 230H254V228H252ZM260 229H258L257 231L259 232L260 231ZM263 229V228H262ZM3 230V229H2ZM1 230V228H0V241H1V243L2 242H5V241H7V238L8 237H10L7 233H5V230H4V232ZM124 230V229H123ZM151 230V229H150ZM219 230V229H218ZM244 230V231H245ZM264 230V229H263ZM11 231V232H12ZM56 231V230H55ZM105 231H106V229H105ZM104 231V232H105ZM137 231H138V233H137ZM145 231V230H144ZM148 231V230H147ZM146 231V232H147ZM161 231H162V229H161ZM160 231V232H161ZM176 231H179V230H176ZM181 231V230H180ZM196 231V230H195ZM211 231V229L209 230V232ZM214 231V230H213ZM222 231V230H221ZM224 231V230H223ZM229 231H227V228H226V233H224V234H226L227 236V238L225 237V235L223 236V237H225V239H229L230 241H232L233 240V242H234V240H236L235 242L237 243V242H240V241H242V240H245V239H242L241 237H240V239H242V240H238V238H239V236H238V238H236V239H234L235 237H234V234L232 233L231 235L230 234H228V232ZM241 231V230H240ZM244 231H243V234H245L244 233ZM255 231V230H254ZM7 232H8V229H7ZM87 232V231H86ZM90 232H91V230H90ZM114 232H116V231H114ZM119 232V231H118ZM120 232H122V230L120 231ZM140 232V233H141ZM152 232V231H151ZM157 232V231H156ZM162 232H164V231H162ZM172 232V231H171ZM199 232V231H198ZM197 232V233H198ZM216 232H220V231H216ZM238 232V231H237ZM249 232V231H248ZM247 232V233H248ZM256 232V231H255ZM50 233H53V231L52 232H49V234ZM92 233V232H91ZM96 233V232H95ZM102 233V232H101ZM117 233V232H116ZM123 233H125V232H123ZM148 233V232H147ZM152 233H154V232H152ZM182 233V232H181ZM181 233H179V234H181ZM223 233V232H222ZM242 232H238L237 234L235 233V236L236 235H240ZM257 233V232H256ZM15 234V233H14ZM63 234H65V233H63ZM104 234H106V233H104ZM145 234V233H144ZM170 234V233H169ZM173 234H174V232H173ZM183 234V233H182ZM181 234V235H182ZM204 234V233H203ZM206 234V233H205ZM210 234V233H209ZM215 234V233H214ZM250 234V233H249ZM254 234V233H253ZM261 234H262V231H261ZM8 235V236H7ZM13 235V234H12ZM48 235V234H47ZM51 235H54V234H51ZM57 236H58V234H56ZM59 235H60V237L61 236H65V235H62V234H60V232H59ZM110 235V234H109ZM148 235V234H147ZM155 235V234H154ZM158 235V234H157ZM159 235H161V234H159ZM176 235V234H175ZM174 235V236H175ZM180 235V236H181ZM191 235H192V233H191ZM199 235V234H198ZM208 235V234H207ZM229 235V236H228ZM251 235V234H250ZM259 235V234H258ZM263 235V234H262ZM68 236V235H67ZM66 236V237H67ZM87 236V235H86ZM165 236H166V234H165ZM183 236H184V238H183ZM182 236V238L183 239H185V235H183ZM196 236V235H195ZM218 236V235H217ZM221 236H222V234H221ZM245 236H246V234H245ZM21 236H19V238H20ZM49 237V236H48ZM51 237V236H50ZM99 237V236H98ZM106 237V236H105ZM145 237H146V235H144V239H145ZM149 237V236H148ZM148 237H146V239L148 238ZM154 237V236H153ZM191 237V236H190ZM214 237V236H213ZM229 237V238H228ZM251 237V236H250ZM14 238H15V236H14ZM17 238V237H16ZM33 238H34V236L33 237H31L30 238V240L32 239L33 240ZM62 238V237H61ZM64 238V237H63ZM107 239L109 238V236L108 237H106ZM141 238H143V237H141ZM161 238V237H160ZM173 238H175V237H173ZM208 238H209V236H208ZM211 239H212V237H210ZM259 237L258 236H256V239H255V237L253 238V241L254 240H256V244H257V239H258ZM68 239V238H67ZM67 239L64 241V240H62V242L64 241V242H67ZM105 239V238H104ZM107 239H105V240H107ZM110 239V238H109ZM122 239V238H121ZM125 239V238H124ZM156 239V238H155ZM158 239H159V237H158ZM158 239H157V241H158ZM182 239V240H183ZM188 239V238H187ZM195 239V238H194ZM199 239H200V237H199ZM221 239H223L222 237H221ZM221 239H220V242H221ZM264 239V238H263ZM263 239H261V238H259V242H261L260 244H262V241L261 240H263ZM9 240V239H8ZM19 240V239H18ZM21 240V239H20ZM30 240H26L27 242H30ZM31 240V241H32ZM35 240V239H34ZM110 240H112V239H110ZM110 240H108V241H110ZM126 240V239H125ZM151 240V239H150ZM154 240V239H153ZM160 240V239H159ZM163 240V239H162ZM161 240V241H162ZM182 240H180L181 242H182ZM186 240V239H185ZM196 240V239H195ZM194 240V241H195ZM201 240H203V239H201ZM207 240V239H206ZM209 240V239H208ZM219 240V239H218ZM12 241H13V239H12ZM17 241V240H16ZM23 240H21V243H23L22 242ZM25 241V240H24ZM61 241V240H60ZM68 241H70V240H68ZM103 241V240H102ZM107 241V242H108ZM119 241V240H118ZM118 241H117V243H118ZM123 241V240H122ZM143 241H145V240H143ZM147 241V240H146ZM172 241V240H171ZM198 241V240H197ZM96 242V241H95ZM111 242V241H110ZM113 242V241H112ZM111 242V243H112ZM127 242V241H126ZM166 242V241H165ZM176 241H174V243H175ZM177 242L178 243H180L179 241H178V239H177ZM189 242V241H188ZM187 242V243H188ZM192 242V243H191ZM214 242H215V240H214ZM213 242V243H214ZM249 242V241H248ZM251 243H252V241H250ZM258 242V243H259ZM8 243V242H7ZM144 243V242H143ZM156 243H158V242H156ZM161 242H159V244H160ZM183 243V242H182ZM190 243L193 245V241H190ZM202 243V242H201ZM205 243V242H204ZM216 243H217V241H216ZM215 243V244H216ZM231 243V242H230ZM251 243H249V244H251ZM9 244L10 243H8V248H4L5 246H3V245H1V247L0 248H3L4 250H5V252L6 251H8V250H11L10 251V253H9V255H7L5 252H3L6 256H9L10 257V254H12L13 255V253H15V252H17L16 250H14L15 252H13V249H14V247L12 248V247H10L9 246ZM32 244H34V243H31V245ZM107 244V243H106ZM105 244V245H106ZM120 245L122 244V243H119ZM129 244V243H128ZM171 244V243H170ZM191 244H189L188 243V245H191ZM198 244V243H197ZM246 244V243H245ZM248 244V245H249ZM256 244H254L253 246H255ZM13 245V244H12ZM61 246L62 245H64L65 246V243H63V244H60ZM67 245V244H66ZM111 245V244H110ZM114 245V244H113ZM123 245V244H122ZM156 245V244H155ZM154 245V246H155ZM161 246H162V243L160 244ZM165 245V244H164ZM180 245V244H179ZM178 245V246H179ZM182 245V244H181ZM200 245H202V244H200ZM200 245H198V246H200ZM247 245V246H248ZM35 246V245H34ZM69 246V245H68ZM99 246V245H98ZM104 246V245H103ZM112 246V245H111ZM110 246V247H111ZM118 246V245H117ZM116 246V247H117ZM146 246V245H145ZM153 246V245H152ZM160 246V247H161ZM172 246H174L173 244H172ZM246 246V247H247ZM250 246V245H249ZM251 246H252V244H251ZM57 247V246H56ZM59 247V246H58ZM57 247V248H58ZM100 247V246H99ZM108 247H109V245H108ZM127 248H128V246H126ZM125 247V248H126ZM157 247V246H156ZM177 247V246H176ZM189 247V246H188ZM258 247V246H257ZM12 248V249H11ZM63 248V247H62ZM66 248V247H65ZM97 248V247H96ZM121 248V247H120ZM159 248V247H158ZM166 248V247H165ZM169 248H171V247H169ZM181 248V247H180ZM184 248V247H183ZM182 248V249H183ZM196 248V247H195ZM259 248H261V249H263L264 248V240H263V247L261 246H259ZM16 249V248H15ZM45 249V250H46ZM105 249V248H104ZM103 249V250H104ZM151 249V248H150ZM154 249V248H153ZM179 249V248H178ZM197 249V248H196ZM224 249V248H223ZM258 249V248H257ZM1 251H4V250H2V249H0ZM44 250V252H46ZM59 250V249H58ZM65 250V249H64ZM96 250V249H95ZM102 250V249H101ZM100 250V251H101ZM107 250V251H108ZM156 250V249H155ZM163 250V249H162ZM170 250H172V248L170 249ZM180 251H181V249H179ZM189 250V249H188ZM254 250V249H253ZM63 251V250H62ZM89 252H90V250H88ZM94 251V250H93ZM92 251V252H93ZM97 251H98V249H97ZM157 251V250H156ZM182 251H184V250H182ZM196 251V250H195ZM198 251H199V249H198ZM232 251V250H231ZM259 251V254L260 253H264V251L262 252V250H258ZM12 252V253H11ZM18 252H19V248H18ZM32 252V251H31ZM49 252V251H48ZM56 252V251H55ZM54 251H53V253H55ZM65 252V251H64ZM87 252V251H86ZM96 252V251H95ZM151 252V251H150ZM175 252V251H174ZM192 252V251H191ZM201 252V251H200ZM253 252V251H252ZM50 253H51V251H50ZM104 253V252H103ZM152 253V252H151ZM154 253V252H153ZM152 253V254H153ZM179 253V252H178ZM181 253H183V252H181ZM198 253V252H197ZM204 253H206V251H204V252H202V253H199V255H196V257L198 256V262L199 261H201V259H205V260H207V259H209L210 257H212V256H210L209 254H204ZM258 252H256V254H257ZM0 254H1V252H0ZM59 254V253H58ZM90 254V253H89ZM101 254V253H100ZM168 254V253H167ZM166 254V255H167ZM255 253H254V255L253 254H251V255H253V257H254V259H255V257L256 256H258L259 254H257L256 255ZM2 255V257L4 256V257H6L5 255H3V254H1ZM0 255V256H1ZM12 255H11V259H14L13 257H12ZM51 255H52V253H51ZM60 255V254H59ZM62 255V254H61ZM86 255V254H85ZM95 255V254H94ZM97 255V254H96ZM147 255V254H146ZM149 255V254H148ZM179 255V254H178ZM177 255V256H178ZM262 255V254H261ZM264 255V254H263ZM39 256H40V254H39ZM74 256V255H73ZM83 256V255H82ZM102 256V255H101ZM104 256V255H103ZM102 256V257H103ZM173 256V255H172ZM193 256H195V255H193ZM1 257V258H2ZM8 257V259L10 260V258ZM19 257V256H18ZM23 257V256H22ZM57 257H58V255H57ZM60 257V256H59ZM90 257V256H89ZM98 257V256H97ZM170 257V256H169ZM176 257V256H175ZM179 257V256H178ZM180 257H186V253H184V254H180ZM209 257V258H208ZM251 257V256H250ZM253 257L252 258H250L249 260L251 261L250 262V264H254V263H252V259H253ZM259 257V256H258ZM261 258H263L262 256H260ZM0 258V264H4V260L3 259H1ZM69 258H70V256H69ZM69 258H66V259H68L69 260ZM83 258H84V256H83ZM92 258H94V257H92ZM96 258V257H95ZM99 258L101 259V257L99 256ZM143 258V257H142ZM151 258V257H150ZM166 258V257H165ZM174 258V257H173ZM172 258V259H173ZM200 258V259H199ZM5 259H7V257L5 258ZM5 260V261H9V260ZM20 259V258H19ZM18 259V260H19ZM60 259H62V257H60ZM65 259V260H66ZM71 259V258H70ZM76 259V258H75ZM103 259V258H102ZM146 259V258H145ZM152 259V258H151ZM170 260H172L171 259V257L169 258ZM178 259V258H177ZM215 258H213L212 257V260H214ZM225 259V258H224ZM16 259H14V261H15ZM18 260H17V262H18ZM44 260V259H43ZM42 260V261H43ZM46 260H48V259H46ZM59 260V259H58ZM57 260V261H58ZM91 260V259H90ZM93 260V259H92ZM98 260V259H97ZM141 260V259H140ZM169 260V261H170ZM186 260V259H185ZM185 260H184V262H185ZM209 260H211V259H209ZM206 261L204 264H209V262L211 263V264H214V263H212L213 261ZM12 262H14L13 260H11ZM53 261V260H52ZM55 261V260H54ZM53 261V262H54ZM56 261V262H57ZM72 261H74V260H72ZM88 261V260H87ZM180 261H181V259H180ZM183 261V260H182ZM188 261V260H187ZM204 260H202L201 262H203ZM222 261H224V260H222ZM225 261H226V259H225ZM232 261V260H231ZM230 261V262H231ZM237 261V260H236ZM235 261V263H237ZM255 261V260H254ZM11 262V263H12ZM47 262V264H48V261H45L44 263H46ZM51 262V261H50ZM53 262H51V263H53ZM65 262H67V261H65ZM64 262V263H65ZM96 262V261H95ZM147 262V261H146ZM171 262V261H170ZM169 262V263H170ZM177 262V261H176ZM201 262H199V264H202ZM227 262H229V260H227ZM233 262V261H232ZM242 262V261H241ZM8 263V262H7ZM16 263V262H15ZM41 263V262H40ZM43 263V264H44ZM51 263H49V264H51ZM55 263V262H54ZM59 262H57V264H58ZM60 263H62L61 262V260H60ZM70 263V262H69ZM88 263V262H87ZM94 263V262H93ZM96 263H98V262H96ZM148 263V262H147ZM164 263V262H163ZM166 263V262H165ZM172 263V262H171ZM170 263V264H171ZM173 263H174V260H173ZM226 263V262H225ZM235 263H233V264H235ZM240 262L238 261V263L237 264H239ZM39 264V263H38ZM75 264V263H74ZM80 264V263H79ZM90 264V263H89ZM143 264V263H142ZM148 264H150V261H149V263ZM179 264V263H178ZM220 264V263H219ZM241 264V263H240ZM247 264V263H246ZM249 264V263H248ZM256 264V263H255Z\"/></svg>",
    "mask_w": 264,
    "mask_h": 264
}]
</instances>
